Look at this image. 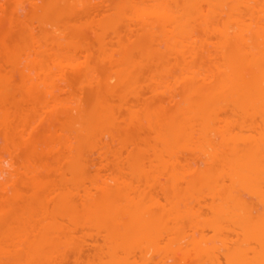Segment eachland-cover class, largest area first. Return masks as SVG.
<instances>
[{"label":"bare ground","instance_id":"1","mask_svg":"<svg viewBox=\"0 0 264 264\" xmlns=\"http://www.w3.org/2000/svg\"><path fill=\"white\" fill-rule=\"evenodd\" d=\"M7 1L8 0H0V44H1L0 45L1 46L0 49H1V51H3L4 54L6 53L7 55L10 52V54L8 55V58H9V62L11 64V70H9V72H6V71H4V70H6L4 64H2V66L0 65V100L7 99L8 92H11V90L14 89V87H16V86L18 87L19 85H20L21 88H19V87L18 88L22 89V91L20 90L22 95H20L19 98H23V99L27 98V100L29 99L30 102H31L30 99L39 98L40 95H38V93L43 91L40 94H43V93H45V94L42 97H40V98H43V97L44 98L43 99L39 98L38 101H37V105H35L36 101L34 100L35 101L34 102L32 100V102H33V103L31 102L32 106L31 105L29 106L30 109H28V111L29 112L33 111L32 113L35 114L34 111H36V108L39 107L40 109L42 108V110H43V108L45 109V110L42 111L45 114H43L42 112H41L42 114H40V113L36 114V116L38 115L37 119L39 120V123L36 126H34V127L31 126L29 128V131H27L28 127L25 126L26 125L25 123L27 122L26 121V117H25V115L21 114V113H25V112H21L22 109H20L18 107H14L13 109L16 108L15 110L7 109V110L3 111L0 114V138L2 140V147H3V151L0 153V264H3V263L6 264L8 261H10L9 259L12 260V259L17 258V257L19 258V256H21L20 252L21 253L23 252V254H24V255L22 254L21 257H25V258L28 257L29 259L31 257H33L32 259H38V260H47V259L52 258L53 257V251H55L56 246L60 242L63 243V244H65V242L67 244H68V242L69 243L71 242L72 237L74 236L72 234V231H73V229H76V225L77 226L80 225V227L93 228V229H95V231L97 230L95 232L94 236H93V233H91V236L93 238H95V239H93L95 243L93 242V240H92V243H93V246L98 241H99L97 243L98 245H99V243H100V245H101V243H102V245L104 244V247H105L104 251H103L102 248L99 249L100 246H99V248H96V249H99L100 251L102 250L101 253H99V254L97 253L96 257H97V259L103 261L104 264H109V263L110 264H123V263H126L127 259L130 261V258L133 257L132 256L133 254H132V252H130L128 250H130L131 249L130 247H133L134 244H135V246H138V244L140 245V243H142V244L145 243L144 245H142L143 248L140 246L143 249V251H144V253H143V251H141L140 252L141 254L139 256V259L142 262H143V260H147L146 261V263H147L148 260L149 261L151 259L153 260L154 257H156V259L159 258V257H157L156 254L161 250V248L158 249L159 245L157 243H158V240L161 242V240L159 238L162 237V232L167 231V229H169V227L171 226L170 229H171V231L173 230V233L169 229L168 230L169 233L167 231L168 235L167 234L165 235L166 232L163 233L165 237H162V239L165 238V242H167L166 243L167 245L170 244L171 242H174L173 240L175 238H173V237H175V234H176L175 232L178 231L177 229L181 226V225H178V223L180 222V219L178 217L183 215V213L187 212L186 209L182 210V211H180L181 209H178L179 206L181 205V204H179V206H178L179 201L180 200L183 201L182 205L186 207L187 204L184 201L187 200V202H188L189 199L191 198L190 196H192L193 193H190V192L191 191L194 192V190H192L193 189L192 187L193 186L195 187V182L198 181L197 183H200L201 182L200 180H202V182H203L204 181L203 179L206 180V178L207 179L209 178V175H210L209 173L207 174L208 177H207V175H205L206 172H204L203 176L199 174V171H198L199 175H195L189 169L185 170V171H187L186 172L187 175H188V173L191 172L194 176L193 175H191V176L189 175V177H187L185 175L187 178L186 177L183 178L184 174H185L184 173L185 171L183 172L184 169L182 167H181V169H180V167H178L179 169L178 168L176 169V161H180L179 160L180 159L179 156L182 155V153L184 151V150L182 151L180 149H186L187 147L192 146L193 143L195 145L196 144L195 141L197 139H199L200 142H202V143H206V144L208 143V145H206V144H203V145H205V146H209L210 145V147H211L212 144L209 143L210 141L206 140L207 137H208L206 133H208L207 131H209V130H204V129H207V128L209 129L210 128L209 121L213 117V112H214L213 104H209V103L210 102L214 103V100L217 99L216 97H218V96H220L218 98H222L224 100V103L227 101L225 104L228 103L227 105H228V109H229L230 113H235V112L242 113V115H243L242 117H245L246 119H248L249 122H248V124H246V128H248V127L249 128L247 130H250V131L252 130L253 131V128L256 129L255 126H253V124L254 125L257 124L255 122L253 123V121H255L256 119H254V117L251 116L253 113L257 114V118L259 116H260L259 118L262 117L260 119V121L263 123L262 127L261 126L258 127L257 126L258 124L256 125V127H258L259 130L258 129L254 130L255 132H257V134H259L258 138L249 139L248 138L249 135H248V136L244 137V139H242L241 143L243 145H244L245 142H248L250 144L249 145L250 149H248L247 146L244 145L245 149H247L245 151V153L248 156L247 155L245 156L246 160H244V161L242 160L241 162L235 163V164H233L234 163L233 162L232 164H230L232 166L229 165L230 166V171H228V174L230 175V173H232V175H233V173H234V175H235L234 171H236L237 175H235V177H234V175L233 176L230 175V177L228 175V177H229L228 179L229 180L231 179L232 181L231 180L230 181L233 184H234L233 180L237 179L235 182H237V183L239 182V184L241 186L245 187L248 191H250L252 189L253 185H254V182L256 183L258 178L259 179L261 178V172L264 170V166H261V164H260V163L264 164V45L260 46V43H256L257 41H256V39H254V37L256 35H259V36L260 35H264V29L262 27H260V26H258L259 28H253L252 25L249 26L250 19L251 20L253 19L254 21H257V18L255 17L256 15H257L258 19L261 17L260 15L264 16V8H263L264 6L260 7V5L257 4L260 0H258V1L252 0L253 2L250 1V0H247L249 3L246 0H239L237 2H236V0L234 1L236 3L235 7H240L241 6L240 8H242V5H243V7H245V8H252V9L255 10V7H256L255 4H257V8L259 6V9H256L255 11H259L260 12L262 10L260 12V14L258 12L257 13L252 12V14H251V12H250L249 14H246V15L244 14V11H242L239 8H237L238 9V14L226 13L227 11H224V10L223 11L225 13L223 11L218 12L216 10H212L211 7L215 4L216 0H211V1H209L210 3H206V4H205L206 1H204V0L203 1L202 0H195V1L194 0H186V2H185V0H181L180 3L178 2L179 5H177L180 8L176 6L178 8V10L180 9V11H178L176 9L177 10V12H176V10H174L175 14H174L173 10H171V9L169 10L166 7V5L163 6L164 3L166 4V2H164V0L161 1L162 4H160L161 7H159V8H158L157 5H155V3H153L154 0H152V3H151V0H150L149 3H148L149 4L148 7H146L148 10H143V9L141 10V5L142 4L141 5L139 4V3H142L141 0H140L139 3H136L134 0H128L129 2L131 1L130 3L127 2V0H122V1L118 0L119 2L117 0H114L116 4L112 3V6L114 7V6L117 5L115 7V9H113L112 6L110 7L111 2H110V5L107 2L109 7L112 8V10L110 9L112 14L110 13L109 17L107 16L106 18H104L105 20L107 19L106 20V24H105V20L103 19V25H101V27L102 26H106V28L107 27L109 28V24H110V26L112 27V33H115L117 35L118 39H119L118 43L121 46L120 47L121 49L118 48L117 51L114 49V51L112 52L111 51L112 47L109 46L110 50H108L109 47L106 46V45H108V43H107V41H104V39H107L108 36H110V35L107 34L108 36H106L105 34H103L104 32L108 33V30H107L108 28L107 29L105 28L104 29L105 31L103 30L102 34H103V36H106L107 38L103 37L104 38L103 39L102 36L99 37V42L102 39L101 40L102 43L100 42L101 43V47H100V43H99V47H100L99 48V52L101 51V53H103V56H102V58L100 57L98 59H100L99 61H101V60L103 61L105 59L104 62L106 61V63H104L102 61L100 63H102L103 65L104 64L105 65L109 64L110 66L109 65L108 66H109L110 69L108 68V66H106L108 70H111L113 68H115V70H116V68H117V71L115 73H110L111 71L110 72L107 71V73H105V74L102 73L100 75L98 70L92 69L94 73L92 72V74L90 75L91 77H88L86 79L88 85L86 83L85 84L87 86H89V88H90L91 85L92 86H96L98 90H100L99 88H101V85L103 84L102 85V89H105L107 94L110 95V94H112L114 92L113 95H111V96H114L115 94L117 95L118 103H116V104L117 105L119 104L118 107H125L126 104L128 103L127 104L128 108L126 106V110L128 109L127 112L124 109V112H126L125 114H127V119H128L127 123H125L124 121L121 122L120 120H118L117 112H115V110H114L115 108L118 109L117 105L111 103L112 105L109 106L107 104V102H110V101L109 100L107 101V99L104 98L105 96L103 97L101 95L102 96L101 97L100 95H97L98 98H95L96 101H97V104L94 101L95 105L93 104L92 107L90 105L88 107L87 106L85 107L82 100L76 99V101H71L70 103H67V102L63 101V99H61V97H63V96L60 97V93H62L63 91L60 92V90L62 89L63 86L61 87V85L58 84V83L62 82V81H59L61 79V76H62L61 73L59 72V70L62 67V65H60V64H63V62L66 61V59L64 58L62 60L63 56L59 55L58 56L60 58V61H59V58L56 57L57 56L56 53H51V52H53V51L50 50L51 48L50 49L46 48V50L50 51V53H49V51H45V47L41 46L42 45L41 43L38 42V44H40V45H38L35 41H34L35 44H33L32 46H29V45L25 44L24 48H22L23 45H20V44L19 45L17 44L16 47L15 46H9L10 44L8 45L7 39L3 35H1L2 34L1 30H3L4 28L7 27V25H6V20H7L6 16L7 15H5V14H7L6 13V9L7 8L5 9V7L7 5ZM40 1H42L40 3V8L41 9H42V7L44 9L45 7L48 6L47 10L44 9L47 12L51 11V13L53 12V14H55V13L58 14V12L59 13L61 12V9H58V7H57V6L60 5V4H58L59 0H52V1H49V2H47V0H40ZM53 1L56 2L55 3V4H57L56 6H54V2ZM146 1H148V0H146ZM183 1L185 2V4H183L184 6L181 7L182 3H184ZM217 1H218L219 4H221V3H225L226 4V5L223 4V6H228L230 4H232V5L235 4V3L232 2L233 0H231L230 4H228V5H227V3H229V0H228V2H224V0H221L222 2H219L220 0H217ZM243 1L245 3H243ZM261 1H263V2H261ZM261 1H260L261 3H264V0H261ZM60 2L68 3L67 0L66 1L65 0H63V1L60 0ZM134 2H135V5L138 4V7H136L134 5ZM240 2H242L243 4L240 3ZM9 3H8V5H9ZM62 3H61V5H62ZM186 3H188V5ZM200 3H203L204 5L203 4L201 5ZM17 4H19V5L16 6V10L18 9V13L17 14L15 13V14L21 16L20 14L22 13V11L20 9H22V3L18 2ZM113 4H115V5H113ZM151 4L152 5L154 4V5L152 6ZM239 4H240V6H239ZM20 5H21V7H20ZM49 5H50V7H49ZM127 5H130V6H127ZM139 5H140V9H139ZM209 5H211V6H209ZM149 6L151 8H149ZM200 6L201 7L204 6V7H202V9H201ZM205 6H207V7H205ZM135 7L138 8V9L134 10ZM185 7H187V9L189 8V10H186ZM233 7H229V9H233ZM161 8H163L162 9V11L164 10L163 12H161ZM50 9H52V10H50ZM126 9H128V12H127ZM16 10H15V12H17ZM54 10H55V12H54ZM113 10H114V13L112 12ZM130 10H134V11L130 12ZM138 10H140L141 12L138 11ZM146 11L149 12V13H147ZM171 11L173 12V14H171L172 13ZM183 11H186V12L184 13ZM189 11H191V12L189 13ZM241 12H242V15H241ZM150 13L151 14L153 13V16ZM253 13H254L255 16H253ZM124 15L125 16L127 15L126 19L124 18L125 17ZM13 16H9V18L10 17L12 18ZM243 16H247L248 19L243 17ZM16 17H18V16H16ZM121 17H122V19L123 18L125 19V23L123 24V26H127L126 27V30H127L126 33H125V28L123 26L121 27V26L118 25L119 21L117 19L122 20V19H120ZM14 18H15V16H14ZM53 19H54V21L50 22L51 25H53L52 23H54V25L57 23V22H55V20L57 21V18L56 19L52 18V20ZM18 20H19L18 18H17V20H15L16 21L15 25H17V26H18V23H17ZM114 20L118 21V22H115ZM136 20H138V21H136ZM169 20L174 23V27H173V29L168 28L167 29L168 31H165V32L161 33L163 35V37L165 36V39L163 38L164 41H163L162 37H160V40H159V35L156 36V34H154V33L158 32V31H156V29H155L156 32L154 31V28H153V30H150L151 31L150 33L148 32L149 29H147V27H148L147 25L152 27L155 22H160L161 21V23L165 26V25H168L166 22L169 21ZM191 21L193 22V24H192ZM137 22H139V23H137ZM194 22H195V25L198 24V26H194V27L191 26V25H194ZM257 22H259V21H257ZM19 23H21V22H19ZM120 23L122 24V22H120ZM132 23H134V24H132ZM19 25H22V23L19 24ZM134 25L136 27H138L139 30L141 29L142 32H143V30L145 31V27H146L147 32L149 34L147 36L151 37V38L150 37L149 38L151 39V41L153 42V46L155 47L154 48L152 46L153 48H151V49L153 51L150 50L148 52L147 60L145 58V61L141 60V57L138 56V55H137V59H136V57H135L136 53L132 52L133 48L135 49V47L139 46L138 43L142 44L141 43V39L143 38V36H142V38L140 39V37L142 35V32L139 31V30H136L135 29L136 27ZM246 25H247V27H245ZM17 26H16V28H17ZM56 26H57V24H56ZM118 26L120 28H123L122 29L123 30L122 33H120L121 30L119 31L120 28ZM128 27L131 29V31H129V32H128V29H129ZM198 28L200 29V31L203 30L202 31L203 33L200 32V34H199ZM134 29H135V33L138 32L137 35L133 31ZM139 32H141V34ZM147 32H146V34H147ZM166 32L168 34H166ZM131 33H133V34L131 35ZM169 33H171L172 35H170ZM205 33H207V35L209 33V35L205 37V35H206ZM122 34H124L126 36V38L122 37L123 36ZM212 34L214 36L216 35V38H215L216 40L213 39L214 37L212 36L213 37L212 40H215L214 42L209 41L210 40L209 36L212 35ZM166 35H168V36H166ZM135 36H136L135 42L138 45L134 44ZM145 36L146 35L144 33V39L148 38V37H145ZM169 37L172 38V41H170L168 43V45L175 44V42H176L177 44H180L182 46L181 49H178L179 53L175 52V50H174V55L176 53L177 56L175 55V57H174L171 54V56H172L174 61L172 60V58L169 59L170 58L169 57L170 53H173L172 49H166L168 51H166V50L164 51V50H162L160 48V46L162 47L163 45H167V43H165V41H167V39L171 40V38H169ZM122 38L124 39L123 40L124 42L125 41L127 42L126 39H128L130 41L132 40L133 42L131 41L132 43L129 46L128 44H130V43L126 44V43L122 42L121 41ZM131 38H133V39H131ZM174 38H176V39H174ZM201 38H202V41H201ZM197 39H198V42H197ZM153 40H156L157 42L153 41ZM199 41H201L202 43L199 42ZM203 41L205 43L207 42L206 46H205V43ZM247 41H249V42H247ZM142 42H143V40H142ZM158 42H160V44H158ZM208 42L210 44H212V43L214 44L215 43L214 46L212 44L211 48H213V49H210L209 47L207 48ZM161 43H164V44L162 45ZM157 45L158 46L160 45L159 48H160L161 51L158 50L159 48L156 47ZM240 45H242L243 47L241 46L242 47L241 48ZM244 45L247 46L248 48L245 47ZM25 46H27V47H25ZM133 46H135V47H133ZM17 47H20L21 49L17 48ZM30 47H32V48H30ZM41 47H42V50L41 49L40 50H41L42 53L38 50ZM29 48L31 49V52H29L30 51ZM130 48H132V49H130ZM199 48H200L201 51L199 50ZM10 49H13L14 52L11 51ZM23 49L26 50L25 54L23 52ZM106 49L108 50L109 53H107ZM202 49H203V51H202ZM207 49H208V51L206 52V56H208V59H207V57L205 58V54H204ZM17 50L19 51L18 53H17ZM156 50H157V52H156ZM210 50H214V51H216V53L212 52V51L209 52ZM36 51H37V53H35ZM43 51H45V52H43ZM118 51H120V52L118 53ZM244 51L245 52L247 51V52L244 53ZM21 52H23V53H21ZM86 52L89 53V50L86 49ZM150 52H153V54L150 53ZM31 53H33V55ZM113 53H115V54L113 55ZM117 53H118V56L115 57V55H117ZM149 53L152 54V55H149ZM164 53L168 54V55L166 56V55H164ZM35 54H37L36 55L37 57L34 56ZM49 54H51V55L54 54L55 55V56H52V57H55L54 58L55 61L53 60V58L51 56L50 57H46V56H49ZM157 54H159V56H157ZM162 54L166 58V60L162 56ZM24 55H26V56H24ZM30 55H31V57H30ZM154 55L156 57V60L160 61V62L158 61V65L160 64V66H159V74H160V72L163 73V71L165 70V66L166 67L168 65L171 66L172 64H173L172 66H174V67L175 66H177V67L178 66H182L183 68L188 70L187 71V70L184 69L185 70V74L187 73L189 76H187V74L185 75L184 72L181 71V70H183V68L181 69V67H178V68L181 69L180 70L177 67L176 68L173 67L175 69L174 70L175 71L174 74L176 75V78H178L177 76L179 75V79H182L180 77V74H181L180 72H182L184 74V76L187 78L186 79L183 76V74H181V76H183V80L181 82L185 83L183 86L180 85V84H183V83L177 84V85L181 86V89H180V86L178 88V86L176 85L177 82L175 84H173V82L171 81L172 83L170 82V83H167V84L164 85V84L161 83L162 82L161 80L159 82L157 78L156 79L154 78V80H157L156 82L154 81L156 84L157 83H161V84L155 85L157 87H160V85H161V87L159 89H161L163 86L166 88L168 86V84H171V86H172V84L175 85L173 87L169 86L170 88H174L175 91H176V88L180 89V90L177 89L178 92L183 89V93H182V91L180 92L183 97L180 95V93L177 94L173 90V91H169V93L171 95H173V97L170 95V97H172V98L168 97V98H170V100L167 99V97H166L165 101L162 100L163 102H160L161 100H158L157 101L158 103H157L155 101L156 100L155 97H154V99H150L148 97L146 99V97L144 96L145 93H144V95H142V92H144V90H143L144 88H142L140 90L142 92L137 91V89H138L137 87L140 86V85H138L139 84L138 72H134L131 75V71L136 69V68H138V67H140V66H142V65H148L149 61L152 60V57ZM211 55H213V56L211 57ZM216 55L218 57L215 58ZM32 56H34V57H32ZM40 56L41 57L43 56V58H41ZM160 56H161V58H160ZM45 57H46V59H45ZM209 57H211L212 59L211 58L209 59ZM5 58L6 57H4V59ZM48 58H49V60H48ZM56 58H57V61H56ZM203 58L206 59L207 61L204 60ZM43 59L45 61H43ZM50 59H52V60H50ZM167 59L169 60V62H168ZM61 60L63 61L62 63H61ZM67 60H68V62L66 61L67 64L72 67V68L70 67L71 70L74 69L76 71V70H80V69H82L84 67L85 68L89 67L88 66L89 62H90L89 59L83 60V62H84L83 63V62H80V60L75 55L72 59H67ZM170 60H172V64L170 63ZM3 61H5L4 63L7 64L6 60H3ZM46 61H48V62H46ZM147 61H148V63H146ZM161 61L162 62L165 61L164 64L167 63V65L164 66V64ZM43 62H44V65H45V62L49 65V66L46 65L48 68L46 67V69H45V66L43 67ZM143 62H144V64H143ZM50 64H52V65L50 66ZM56 64H57V66L59 68V69L57 68L59 75L57 74V71H56V73H54L55 72L54 70H56V69H54L55 67L53 68V66H56ZM64 64H66V63H64ZM83 65H85V66L83 67ZM172 66L170 68H172ZM204 66H207V67H204ZM160 67L164 68L163 71H160L161 70ZM200 67L201 68L203 67L202 68L203 70ZM41 68H43V69H41ZM208 68H212V70L215 72L214 73V72L211 71L212 75L215 74L214 78L212 76L211 77L209 76L211 72H208V73L206 72V69H208ZM51 69H54V70L51 72ZM157 70H158V68H157ZM191 70H193L194 73H196L194 71V70H196L198 74H192L193 72H190ZM201 70L203 71V74H202ZM209 70H211V69H209ZM199 71H201V73ZM217 71H218V73H216ZM165 72H167V71L165 70ZM108 73H109V75L107 76ZM51 74L54 77L58 76L57 78L55 77V79H56V83L59 81L57 84L60 87H57V85H55L54 78H53L54 81H52ZM159 74H157L158 76H156V74H155V77H158L159 79L160 78L162 79V76L160 77ZM167 74L165 75V77L168 79V77H169L168 75L169 74L168 75ZM199 74H201L200 75L201 77L200 76L199 77L196 76V75H199ZM216 74L218 76H216ZM104 75H105V77H103ZM195 77H197L198 79H202V82L209 83V85H207L208 88H204L206 85L204 86L201 83L198 84V81H197L198 79H196ZM17 78H18V80H17ZM133 78H135V79H133ZM184 79H185V82H184ZM111 80H113V82H111ZM150 80L151 79L149 78V81ZM168 80L170 81V78ZM17 81H18L19 84L18 83L16 84ZM105 81H106V83H105ZM110 82H111V84H110ZM133 82L134 83L136 82L135 85L132 84ZM178 82H180V81L178 80ZM64 83L65 82H63L62 84L65 85ZM210 83H211V85L212 84H214V85H212V87H211ZM67 85H69V83ZM41 86L44 89V90L41 89L42 91L40 90ZM116 86L119 87L120 89L117 88ZM124 86L125 87H130L131 86V92H129L128 90H125L126 88ZM17 87H16V90H17ZM164 87L162 89H164ZM222 87H223V89H222ZM59 88H60V90H59ZM168 88H166L165 90L167 91ZM218 88H220V89H218ZM19 89H18V91H19ZM114 89L117 90V91H115ZM224 89L227 90V93L222 94L223 95L222 96L221 93L223 92ZM89 90H91V89H89ZM147 90H148V87L145 90L146 94L149 92L150 89L148 90V92H147ZM165 90H164V92H166ZM216 90H218V91H216ZM244 90H245L246 93L244 92ZM37 91H38V93H36ZM125 91H126V93H125ZM134 91H135V93H134ZM159 91H163V90H159ZM167 92L164 93V94H167ZM121 93H123V94H121ZM169 93H168V96H169ZM210 93H211V95H210ZM234 93H235V95H234ZM244 93H245V95H244ZM63 94H64V92H63ZM126 94L127 95H131L132 94L131 96H134V97L133 98L131 96H129V97L132 98L134 101L132 99H127L126 96H125ZM135 94H136V96H135ZM139 94L142 96L143 99L140 98L141 96ZM232 94H233V96H232ZM9 95H11V94H9ZM152 96H153V94H152ZM174 96L175 97L178 96V98L176 97L177 98L176 99ZM227 96H228L229 99L227 98ZM237 96H240V97L242 96V97H241V99H239L240 97H237ZM135 97H137V98L135 99ZM149 97H151V96H149ZM163 98H165V97H163ZM194 98L197 99V100H195ZM208 98H210V99H208ZM225 98H226V100H225ZM236 98L238 100H236ZM140 99H141V101H139ZM149 99H150V101H149ZM207 99L209 100V102H208ZM120 100H123V101H120ZM126 100L127 101L132 100V101L127 102ZM136 100H138L137 101L138 103L140 102L139 106H138V103L136 102ZM146 100H147L148 103L146 102ZM152 100H154V102L156 104ZM167 100H169L170 103H169V101L166 103ZM180 100H182V101H180ZM230 100H231V102H230ZM239 100H241L243 102H240ZM245 100H246V102H244ZM151 101H152V104L148 105L149 102L151 103ZM237 101H238L240 106L238 105V103H236ZM248 101H250V102H248ZM119 102L120 103L122 102V103L120 104ZM38 103H39V105H38ZM153 103L155 104V106H158V104H159L160 107L159 106L158 107L162 108V109H157V107H155L153 105ZM161 103H163V104L166 103V105L169 103L170 106L168 105L167 109H166V106L162 105ZM171 103L173 104V106L171 105ZM131 104H132V106L135 104L137 106V108L139 107V109L133 110V107L131 106ZM246 104L247 105L250 104V106H247ZM33 105L38 106V107L35 108V106H33ZM115 105H116V107H115ZM129 105H130V107H129ZM244 105H246V106H244ZM253 106H255V107H253ZM247 107L248 108L252 107V108H249V111H248ZM17 108L20 109V111ZM32 108H33V110H32ZM129 108H131V109H129ZM22 111H24V110H22ZM39 112H40V110H39ZM73 112H74V114H72ZM258 114H259V116H258ZM208 115H210V116H208ZM40 116H42V117L40 118ZM61 116H63V118ZM229 116H231V114ZM246 116L247 117L251 116L252 118H247ZM60 117H61V119H60ZM215 117H216V114L214 115V118ZM37 119H36V121H38ZM208 119H209V121H208ZM56 120L58 122L60 121L61 123L60 122L57 123ZM62 120H63V122H62ZM134 120H138V121L142 120V121L148 122V124L146 125L145 128H147V127L151 128V129H149V131H152L155 134L157 132V137L159 138V140H160L162 145H159L158 144L159 141L156 140V139H154L157 142L156 144H154L155 142H153V144L152 143L150 144L149 141H148V143H149L148 144L147 143V139L140 137L139 134L137 136L138 138L136 139L135 138L136 133L133 132V131L140 130L141 129L140 127H142V125L141 124L136 125L137 122L133 123ZM54 121H56V122H54ZM123 122L125 123V125L127 124L126 126H128V127L124 126ZM256 122H258V119H257ZM73 123H75V125L78 124V126L79 125H81V126L80 127L75 126ZM121 123L123 124L124 127L121 126ZM196 123H198V124H196ZM57 124H59V125H57ZM60 124L61 125L63 124V125L61 126ZM134 124H135V127H134ZM129 125H131L133 127V128L130 127L133 131L131 129H129V131H128ZM153 125L156 126V128ZM195 125L199 126V137L197 139H196V135H195ZM57 126H59L61 128H59ZM70 126H72V127L74 126V127L72 128ZM250 126H252V127H250ZM24 127H26L27 129L24 128ZM152 127L155 128V129H152ZM54 128L55 129L58 128V129L55 131ZM51 129H53L54 131L51 130ZM59 129H61L60 130L61 132L58 133ZM142 129H143V127H142ZM130 130H131V133L133 132L132 133V134H134L133 136L131 135ZM210 130L212 131L213 128H211ZM126 132H128V135H127ZM120 133H122V134H120ZM202 133H203V135H202ZM85 134L89 135V139H88V137L85 138V136H86ZM155 134H154L153 138H155ZM204 134H206V136H207L205 141H209V142H205L204 141V138H205ZM97 135L99 137H97ZM100 135L103 136V137L101 138ZM121 136H122V138H121ZM82 137H84L85 139L82 138ZM96 137H97V139H96ZM105 137H108L110 140L111 139L115 140V141H113V142H115L114 143L115 147H113L114 151H112V152H114L113 156L118 161V164L122 163L121 166L125 165L126 167H128V166H130L132 164L133 165L135 164V165H137V167L142 169V168L146 167V165H144L145 162L141 163V161H142V159L144 160L146 157H149V155H147V154L150 153L151 154L150 158H146V160L149 161V159H150V161L148 163V167L150 168V170H153V171H150L149 175L148 174L145 175V173L142 174V175L141 174L137 175L136 170H134L132 172L129 170L125 174L128 179L125 176L124 177H121L120 175L116 176L117 173L112 172L113 171L112 168L108 169L109 171H107L106 167L108 166V164H107L108 162L103 160V159L100 160V161H103L104 163L100 162L99 159L102 158L101 156H100L99 159L96 158L97 157L98 148L100 150H102V151L99 150V152H101L102 154H105V152L107 151L105 146L109 145L110 142L106 143L104 140H101V139H104ZM116 137L119 139L120 143L123 146H124L123 143L124 142L126 143V141H127L126 145H128V143L130 142L131 146L129 145V148L133 147L132 149H130V151H126L127 153L125 152V148L127 149L128 146L127 147L124 146L125 148L122 149L126 153L125 160H124V156H122L124 161L120 160L121 159L120 156L122 154V151L120 150L121 151V154H120V152L116 148V146H117L116 144L119 143V141L117 142L118 139H116ZM123 137L126 138V139H124L122 141L121 139H123ZM56 139H57V141H56ZM138 139H139L140 142L142 141L140 143V145L142 143L144 144V142H145V144L144 145L142 144L140 146L139 142L134 141V140H138ZM131 141H132V143H131ZM179 141H180V143H179ZM232 141L235 142V140H232ZM136 142L138 143V144H136L137 147L135 146ZM173 142L175 144H172ZM178 143H179V145H177ZM190 143L192 145H190ZM252 143H253V145H252ZM49 144H51L52 146H53V144H57V145L56 146L54 145L55 146V148H54L51 145L49 146ZM80 144L87 145V146L83 150L80 147ZM92 144L96 145L98 148L96 149V147H94V145H92ZM147 144H148V146H147ZM157 144H158V146H157ZM90 145H92L93 148ZM122 145H119V146H121V148H122L123 147ZM256 145L260 146V152H259L260 155H259L258 160H257L254 152H252ZM142 146H145V147L142 148ZM146 146H147V148H146ZM161 146H163V148ZM177 146H179V147H177ZM193 146H192V148H195V146L194 147ZM261 146L263 148H261ZM50 147H51V149H50ZM61 147L64 150H66V151L69 150L68 151L69 153L65 152ZM103 147H105L104 148L105 150H103ZM151 147H152V149L155 148L154 149L155 152L153 150H151ZM172 147H174V148L172 149ZM203 147L201 146L200 149H202ZM47 148H49V149H47ZM145 148H146L145 151H148V152H145V151H143V152H145L146 154L142 152V150L145 149ZM198 148H199V146H198ZM198 148L196 150H199ZM87 149L89 150L90 154L83 156V154L85 153V151ZM94 149L96 150V154H95V150ZM50 150L51 151H55V153H57L59 155V156H56V155L55 156L58 158L57 160L60 161L62 166H66V165H64L66 163L67 164L66 168L67 169L69 168L70 170H72L69 173H64V171L68 172L69 170L63 169L62 167H60L61 166V164H60V166L58 168L60 169L61 173L63 171L62 174L60 173L63 176L59 175V177H61L63 180H61L59 177L58 178L61 181L59 179L58 180L56 179V180H57L58 183H59V181H60V183H63L64 186L62 184H61L62 185L61 186L60 183L57 184L56 180H54L55 182L53 181L54 185L52 184L53 182L51 183V181L50 182L48 181L49 183H51L53 185L52 187L54 189L50 185H48V182L46 180H44V181L41 180L43 175H44L43 178L46 177V174H44V172H42V171H45L47 173L48 170H51V168H53V167H51L52 165L49 166L47 163H45L46 159H48V157H46V156H48V154H50V152H51ZM71 150H73V152ZM91 150H93V151H91ZM140 150L142 152L141 156H143V154H144L143 157L140 156V153H141ZM46 151L47 152L50 151V152L47 154ZM61 151L62 152L64 151L65 153L62 154ZM75 151L76 152L79 151V153L78 152L76 153ZM103 151H105V152H103ZM165 151L168 154L171 155L170 156L171 159L169 158V160H168L167 159L168 157H165V155L168 156L165 153ZM193 151H194V149H193ZM70 152L73 153V154H70ZM91 152L92 153L94 152L93 153V154H95L94 158H93V156H92L93 154H91ZM178 152H179L180 155L178 154ZM206 152L207 151L204 150V154ZM66 153L69 156L65 155V160H63L64 159L63 156ZM131 153H133V154H131ZM162 153L163 154L165 153V155H163ZM175 153H176V156L179 155L176 158H175V155H174ZM23 154H25V155L23 156ZM98 154L100 155V153H98ZM136 154H138V155H136ZM183 154H184L183 156H185V152ZM209 154H211L210 157L212 158V159L210 158V162L213 161V158H215V156L216 157L218 156L217 154L215 155V152L213 154H212V152H208V155ZM61 155H63V156H61ZM75 155H76V157H74ZM42 156L44 158L45 157L46 158L44 159ZM72 156H73V158H72ZM85 156H87V157H85ZM129 156H131V157L129 158ZM188 156L189 155H186V157H188ZM24 157H26V158H24ZM59 157H60V160H59ZM88 157H89V159H88ZM253 157H255V158H253ZM189 158H190V156H189ZM21 159H24L26 161V163L28 162L30 164L27 165V166H26V164L25 165L24 164L21 165ZM34 159H36V160H34ZM38 159H39L40 162L38 161ZM41 159H42V161H41ZM94 159H97L96 161L98 162V164L100 163V166L102 165L101 163H103V165L105 164L104 166L102 165L101 168H103V169L105 168L108 173L105 172V171L103 173L102 172L103 169H101L99 167V168H97L98 171H96L93 175H92V173L90 175V173H89L91 171L90 167L92 166L91 164L94 163V161H95ZM115 159L112 160V163L116 162ZM126 159H128L129 161L126 162ZM136 159H137V161H136ZM156 159H158V160H156ZM132 160H134V162H131ZM151 160H152V162H154V161L155 162L152 163ZM88 161H89L90 165L89 164L87 165ZM91 161H92V163H90ZM159 161L162 164H160ZM170 161L173 164L169 163ZM128 162H131V163L129 164ZM138 162H140L141 165ZM166 162L169 164V166H168V164H166ZM202 162L205 163V159ZM208 162L209 161H206V163L209 166L210 162L209 163ZM180 164L181 163H179V165ZM94 165H95V163L93 164L92 167H94ZM142 165L144 167H142ZM87 166L89 167V169L86 168ZM205 166H206V164H205ZM47 167H48V169H46ZM159 167H162V168L159 169ZM163 167H165V168L163 169ZM209 167L211 168V165ZM238 167H240L242 169H240V168L238 169ZM39 168L41 169L40 172L38 171ZM42 168H44L45 170H42ZM58 168L56 170H58ZM139 168H136V169L138 170ZM196 168H198L200 170V168L198 166ZM86 169L88 170L87 172H88V175H89L90 178L85 173ZM99 169H101L100 172H99ZM174 169H176V170H174ZM158 170H160V171H158ZM164 170H165V173L167 172V174H171L172 173L170 175V177H166V176L162 177L161 174H163ZM173 170H174V173L172 172ZM177 170H179V173L182 170L180 174L182 175V178H183L182 180H184L183 182L186 183V186L184 185L186 189L188 188L187 184H188L189 187H190V185L191 186L193 185L191 188H188L189 191L187 190L186 194L183 193L185 191L176 190L178 187H176L177 184L175 183V181H177L179 179L178 176L180 175ZM188 170H189V172H188ZM212 170L215 171L214 169H212ZM240 171L241 172L243 171V172L241 173ZM97 172H99V173L102 172V173L98 175ZM41 173H43V175ZM48 173H49V171H48ZM173 174H177V175L179 174V175L174 177ZM215 174H216L215 172L214 173L212 172V176H215ZM81 176H83L82 177L83 180H86L88 178L87 182H89V186H90V187L87 186L90 191H86V194H83V195L80 194L79 192L81 190V193H82V188H87V187L85 185V182L81 181L82 180ZM138 177L141 178V179H138ZM143 177L146 179V181L149 180L147 182H150V178H153V181H156L154 179H158L157 177H162L163 179L162 178L161 179L163 181L167 180V178H169L168 179L169 181L171 180L170 182L174 181V182L171 183V184H173V186L171 188V192H169V190L167 192H165V191L163 192L164 195H166V196L168 195V198L166 196L165 197H166V201H167V199L169 201V202L167 201L168 202L167 204L169 205L170 208L166 207V205H164L163 203L157 201V199H155V197L153 195L152 196L154 198L152 196H150L149 194L148 195L147 194H143L144 192H146V190L144 188H142L141 186H139L140 188H136L137 187L135 185L136 183L132 184L134 180H138L139 181L138 183H140L141 180H143L142 179ZM147 177H149V178L147 179ZM154 177H156V178H154ZM123 178H125L124 179V180H126L125 182H127V180H128L129 184H127V186H126V183L124 182ZM171 178H173L175 180H173ZM70 179H72L73 182ZM90 179L92 181L93 180L94 181L91 182ZM193 179H194V181L196 179V181L193 182ZM238 179L240 181H238ZM241 179H243V180H241ZM76 180H78V181H76ZM168 180H167V182H168ZM180 180H179V182L178 181L177 182L180 183ZM247 180H249V182ZM45 181H46V183H44ZM81 182H83V183H81ZM143 182H145V181L143 180ZM157 182L159 183V181H157ZM191 183H193V184H191ZM68 184L69 185L71 184V186H69ZM73 184H74V186H73ZM140 184H142V183H140ZM145 184H146V182H145ZM160 184H161V182H160ZM23 185L25 186L24 188L22 187ZM59 185H60V187H59ZM48 186H49V188H47ZM79 187H80V189H79ZM169 187H171V186H169ZM185 188L183 187V189H185ZM72 189H73V191H72ZM91 189H92V191H91ZM134 189H136V190H134ZM141 189L143 190V193L142 194H138L140 191H142ZM49 190H51V191H49ZM128 190L131 193H129ZM231 190L232 189H229L227 191H222V194L219 195V196L222 195V197H224V198L219 197L220 200H221V203L222 204L225 203V207L221 206L223 209H221V207L218 209L219 213L220 214H223V213L225 214V212L226 213H227V211L231 212V210H232V213H233L234 210L233 209L228 210L229 208H226V204H229V203L230 204H235V206H233V208H237V211H234L237 214H235V213H233V214L237 215L238 218L240 217L239 218V222L241 220L242 228L245 231V234H248V236H252L253 240L255 242L257 240L256 244H258L257 245L258 248L256 247L255 248L256 250L255 249L253 250V253H252L253 256L251 255L250 257L245 255L244 254L245 252H242L241 249L238 250L237 248H235V250H237V251L233 250V251H231V252H229L227 254V256H226V258L228 259L227 264H231V263H233V264H240V263L241 264H249V263L250 264H258V263L259 264H264V219L263 220H256V221L253 220L252 221V219L247 216V213L245 214L244 213L245 211L240 209V206H241L240 205V198L237 197L234 194V192H232L233 190L232 191ZM179 192H181V193H179ZM74 193L76 194V198L72 197V196H75ZM77 193H79V197H78ZM134 193H135V195H134ZM177 193H178V195H177ZM52 194H53V196H52ZM128 194H130L131 196L128 195ZM174 194H176L177 198H176V196ZM187 194H188V196H187ZM231 194H232V196H231ZM143 195H145V196H143ZM185 195L187 197H189V198L187 199L185 197ZM234 195H235V197H233ZM169 196H170V198H169ZM78 198H79V200H78ZM85 198H86V200H85ZM172 198H173L174 201L172 200ZM228 198L229 199L233 198L232 202ZM235 198H237V199H235ZM73 199H75L77 202L73 201ZM81 199H83V200L81 201ZM145 200L146 201L148 200L147 201L148 203ZM234 200H236V201L234 202ZM150 201H152V202H150ZM226 201H229V202H226ZM49 203L57 205L55 207H54V205H52L51 208H54V210H58V212L62 213V215L66 219L69 218V220H66V221L67 222H71L72 221L74 223V226H71L69 228L68 225H64L65 226L64 227L63 224H65V223H62L61 221H58V220H56V221H58L60 223L57 224L56 222H54L56 225L53 223V221H50V223H49L48 222L49 219H48L47 216L48 215H52L51 216V220H53L52 218H53V215H54L53 214L54 211H53V213L51 211L53 209L49 210V211H51V213L47 214L48 213L47 211H48V209H50L49 207L51 206V204H49ZM76 203H78L77 205H80L79 203H81V204L85 203V204H84L83 207H79V206L75 207ZM46 204H48V205H46ZM73 204H75V206ZM171 205H173V206H171ZM80 206H82V205H80ZM146 206L148 208H150V209H148ZM153 206L156 207V209H157V210L155 209L156 211L152 210L155 213H152V211H151V207H152V209H154ZM158 206H159V209H158ZM73 207H75V208H73ZM59 208H60V210H59ZM76 208H79L80 212L77 211L78 209H76ZM224 208H226V209H224ZM238 209H240V210H238ZM176 210H177V212H176ZM220 210H221V212H220ZM81 211H82V213H81ZM171 211H173V213ZM238 211H242V214L244 213L245 219H244V217H243V219L246 221L245 223L242 222L243 220H242L241 217L243 215L241 214V212L239 213ZM147 212H148V214H147ZM157 212H159V213H157ZM160 212L161 213L163 212L162 215H161ZM164 213H166V214H164ZM176 213H177V216H176ZM179 213H182V214L179 215ZM44 214H45V216H44ZM67 214H69V216ZM157 214H159V219H158V215ZM173 214L175 215V217H174ZM62 215L60 217H62ZM153 215H154V217H157V218H154ZM167 215H168V217H170V216L172 217V219H171V217L169 219H171V223L173 224V226L175 224V227H173L172 224H170V226H167L170 223V222H168L170 220L168 219ZM175 218H176V222L179 219L178 223H176V222L173 223L175 221ZM61 219H63V218H61ZM160 219H161V222H160ZM165 220H167V221L164 223ZM62 221H65V220H62ZM61 223H62V225H60ZM73 223H71V224H73ZM152 223H154V224H152ZM166 223H168V224H166ZM247 223H249V224H247ZM67 224H69V223H67ZM71 224H69V226ZM164 224H166V226L168 228L166 226H164ZM177 225H178V228H177ZM54 226H56V228ZM248 226H249V228H248ZM57 227H58V229H57ZM60 228H61V230H60ZM71 228H73V229H71ZM165 228H167V229H165ZM174 228H175V230H174ZM50 230H51V232H50ZM59 230L62 231L63 234ZM77 230H80V229L78 228ZM81 230H82V228H81ZM75 232H78V231H75ZM52 233L54 234L53 236H52ZM64 233H66L67 235L66 234L64 235ZM73 233H74V231H73ZM171 234H173V235H171ZM157 235H158V237H157ZM88 236H90V235L88 234ZM101 236H102V238H101ZM96 237H99V239L96 238ZM254 237H256V238H254ZM129 238H130V240H129ZM60 239L61 240L63 239V240L60 241ZM100 239H101V241H100ZM142 240H143V242H142ZM121 241H123V242H121ZM138 241H140V242H138ZM153 241L156 242V243H153ZM146 242H147V244H146ZM130 243H131V245H130ZM121 244H122V246H119ZM155 244H157V245L155 246ZM128 245H129V247H128ZM120 247H122L121 248L122 250L120 249ZM149 247H150V249H152L153 247L154 248L152 250L147 249ZM43 249H45V251ZM142 249H140V250H142ZM154 249L158 250V252L155 250V253H154V251H153ZM168 249H170V248H168ZM168 249H166L167 252H168ZM119 250L121 251V254H120ZM164 250H165V248H164ZM166 250L164 251L165 252V254H164L165 256L161 255L162 254L161 252L158 253V255L163 256V259H164V261L160 260V262L158 261V263L165 264V263H163V262H166L165 258H168V259L171 258V260L173 258L174 259L178 258V259H175V261H177V260L179 261L180 260V262L178 263V261L177 262L174 261L175 263L173 262V264H181V260L184 259L182 261H185V257L188 256L187 254L182 253L181 251H179V249H175L174 252L176 254L174 252H172V255H174L172 257V255H169V254L166 255ZM106 251H107V253H105ZM117 251L119 252V254H118ZM147 252H150V253L153 252L152 254L154 256L152 254H150V253H149V255L147 254L148 255L147 256L146 255ZM169 252H170V250H169ZM179 252H181L180 253L181 256H180ZM230 253H232V254H230ZM175 255H176V257H175ZM189 255H190L189 258L191 257V259H193V257L197 256L196 254H195L196 256L195 255L191 256V254H189ZM79 257H81V256H77L78 259H80ZM134 257H138V256H134ZM62 258H64V257H62ZM254 258H256V260ZM160 259H162V257H160ZM251 260H253V261H251ZM229 261H230V263H229ZM236 262H238V263H236ZM156 264H157V262H156ZM166 264H168V263L166 262Z\"/></svg>","mask_w":264,"mask_h":264},{"label":"rangeland","instance_id":"2","mask_svg":"<svg viewBox=\"0 0 264 264\" xmlns=\"http://www.w3.org/2000/svg\"><path fill=\"white\" fill-rule=\"evenodd\" d=\"M9 1V0H8ZM7 1V5H8V3H9V5L7 6L6 5V7H5V9H6V13L7 14H5V15H7L6 17H7V20H6V25H7V27L6 28H4L3 30H1V35H3L6 39H7V42H8V45L9 46H15L16 47V45L18 44H20V45H23V47L22 48H24V45L26 44V45H29V46H32L33 44H35L34 43V41L38 44V42L39 43H41L42 45L41 46H44L45 47V51H49V50H46V48H48V49H50L51 51H53V52H51V53H56V57L57 58H59L58 56L59 55H61V56H63V58H62V60L65 58L66 59V61L68 62V60L67 59H72L75 55L77 56V58L80 60V62H83V60H87V59H89V67H84L85 65H83V67L84 68H82V69H80V70H71V66H69L68 64H67V62L66 61H62L61 60V63L63 62V64L64 63H66V64H60V65H62V67H61V69L59 70V72L61 73V79L59 80V81H62L61 83H58L59 85H61V87H62V89L60 90V88H59V90H60V92H64V94H63V92L62 93H60V97L61 96H63V97H61V99H63V101H65V102H67V103H70L71 101H76V99H78V100H82L83 101V103H84V106L86 107H88L89 105L92 107L93 106V104L95 105V103L97 104V101H96V99L95 98H98L97 97V95H102L105 99H107V101L109 100L110 102H107V104L109 105V106H111L112 104H116V103H118V97H117V95L115 94L114 96H111V95H113V93L112 94H107V92L105 91V89H102V85H101V88H99L100 90H98L97 89V87L96 86H90V88H89V86H87L88 85V83H87V78L88 77H91L90 75L92 74V72H93V70L92 69H96V70H98L99 71V74L101 75L102 73L103 74H105V73H107V71H111L110 73H115L116 71H117V68H116V70H115V68H113V69H111V70H108L107 69V67L106 66H108V65H103L102 63H100L101 61H99L100 59H98V58H102V56H103V53H101V51L99 52V48L101 47V40H100V42H99V37H101L102 36V38L104 37H106V36H108V35H110V36H108V38L107 39H104V41H107V43H108V45H106V46H111L112 48H111V51L113 52L114 51V49L117 51V49L118 48H120L121 46L119 45V43H118V41H119V39H118V37H117V35L115 34V33H112V27L110 26V24H109V28L107 29L106 28V26H102L101 27V25H103V19L104 18H106L107 16L109 17V14L111 13V10H112V8H110L111 6H112V3H115V1L114 0H67V2L68 3H65V2H60V0H59V2H58V4H60L59 6H57L58 7V9H61V12L59 13L58 12V14L57 13H55V14H53V12L51 13V11L50 12H47V11H45V10H47L48 9V6L47 7H45L44 9H43V7H42V9L40 8V3L42 2V1H40V0H10L9 2ZM49 1H52V0H47V2H49ZM63 1V0H62ZM66 1V0H65ZM118 1V0H117ZM122 1V0H121ZM120 1V2H121ZM136 3H139L140 2V0H134ZM149 1L150 0H148V1H146V0H141V2L142 3H139L140 5H141V10L143 9V10H148L146 7H148V3H149ZM161 1L162 0H154L153 1V3H155V5H157L158 6V8L159 7H161L160 6V4H162L161 3ZM177 1V2H176ZM180 1L181 0H164V2H166V4L164 3L163 4V6H165L166 5V7L170 10H173V12H174V14H175V11L174 10H178V8L177 7H179V6H177V5H179L178 4V2L180 3ZM195 1V0H194ZM203 1V0H202ZM204 1H206L205 2V4L206 3H210L209 1H211V0H204ZM230 1L231 0H229V3H227V5L228 4H230ZM235 0H233L232 2L233 3H235L234 2ZM237 1H239V0H236V2ZM247 1V0H246ZM250 1H252V0H250ZM256 1H258V0H256ZM255 1V2H256ZM261 1V0H260ZM258 2L257 4H259L260 5V7L261 6H264V3H261V2H263V1H261V2ZM18 2H20V3H22V9H20L21 11H22V13L20 14L21 16H19V15H16L17 13H18V9L16 10V6L17 5H19V4H17ZM54 2V1H53ZM109 3V5H110V2H111V5H110V7H109V5H108V3ZM119 2V1H118ZM125 2V1H124ZM123 2V3H124ZM127 2H129L128 0H127ZM131 2V1H130ZM129 2V3H130ZM135 2H134V5H135ZM184 2V1H183ZM185 2H186V0H185ZM185 2L184 3H182V6L181 7H183L184 5L183 4H185ZM189 2V1H188ZM199 2V1H198ZM219 2H222L221 0L219 1ZM224 2H228V0H224ZM248 2V1H247ZM253 2V1H252ZM251 2V3H252ZM56 2H54V6H56L57 4H55ZM61 3H62V5H61ZM146 3V4H145ZM151 3H152V0H151ZM197 3V2H196ZM204 3V2H203ZM203 3H200L201 5L203 4ZM217 3V4H216ZM240 3H242V2H240ZM243 3H245L244 1H243ZM242 3V4H243ZM249 3V2H248ZM116 4V3H115ZM115 4H113V5H115ZM118 4V3H117ZM187 5H188V3H186ZM199 4V5H200ZM223 4H225V3H221V4H219L218 3V1L216 0V2H215V4L211 7L212 8V10H216V11H218V12H221V11H227L226 13H233V14H238V9L237 8H239V9H241L242 11H244V14L246 15V14H249L250 12H251V14H252V12H254V13H259L260 14V12L262 11H255L256 9H259V6H258V8H257V4H255L256 5V7H255V10L254 9H252V8H245V7H243V5H242V8H240L241 6H240V4H239V6L240 7H235L236 6V3L234 4V5H232V4H230V5H228V6H223ZM133 5V4H132ZM140 5H139V9H140ZM147 5V6H146ZM152 5V4H151ZM154 5V4H153ZM152 5V6H153ZM204 5V4H203ZM226 5V4H225ZM245 5V4H244ZM247 5V4H246ZM254 5V4H253ZM24 6V7H23ZM92 6V7H91ZM117 6V5H116ZM116 6H112L113 7V9H115V7ZM123 6V5H122ZM121 6V7H122ZM127 6H130V5H127ZM136 7H138V4L137 5H135ZM162 6V7H163ZM177 6V7H176ZM209 6H211V5H209ZM234 6V7H233ZM249 6V5H248ZM247 6V7H248ZM19 7V6H18ZM17 7V8H18ZM20 7H21V5H20ZM49 7H50V5H49ZM132 7V6H131ZM130 7V8H131ZM135 7V9L134 10H137L138 8H136ZM201 7V6H200ZM199 7V8H200ZM202 7H204V6H202ZM202 7H201V9H202ZM205 7H207V6H205ZM229 7H233V9H229ZM124 8V7H123ZM149 8H151L150 6H149ZM155 8V7H154ZM166 8V9H167ZM180 8V7H179ZM186 8V10H189V8L187 9V7H185ZM196 8V7H195ZM254 8V7H253ZM264 8V7H263ZM57 9V8H56ZM111 9V10H110ZM162 9L163 8H161V12H163L162 11ZM165 9V10H166ZM183 9V8H182ZM181 9V10H182ZM197 9V8H196ZM15 10L17 11V12H15ZM19 10V11H20ZM50 10H52V9H50ZM125 10V9H124ZM127 10V12H128V9H126ZM134 10H130V12L131 11H134ZM157 10V9H156ZM177 10H176V12H177ZM200 10V9H199ZM208 10V9H207ZM206 10V11H207ZM254 10V11H253ZM20 11V12H21ZM49 11V10H48ZM138 11H140V10H138ZM159 11V10H158ZM168 11V10H167ZM178 11H180V9L178 10ZM198 11V10H197ZM204 11V10H203ZM223 11V12H224ZM54 12H55V10H54ZM113 13H114V10L112 11ZM126 12V13H127ZM141 12V11H140ZM147 12V11H146ZM156 12V11H155ZM170 12V11H169ZM172 12V11H171ZM173 12L171 13V14H173ZM184 13L186 12V11H183ZM191 11H189V13H190ZM200 12V11H199ZM240 12V11H239ZM16 13V14H15ZM147 13H149V12H147ZM165 13V12H164ZM182 13V12H181ZM188 13V14H189ZM225 13V12H224ZM254 13H253V16H255L254 15ZM15 14V15H14ZM112 14V13H111ZM130 14V13H129ZM151 14V13H150ZM157 14V13H156ZM167 14V13H166ZM169 14V13H168ZM262 14V13H261ZM15 16V18H14V16ZM149 15V14H148ZM152 16H153V13L151 14ZM150 15V16H151ZM182 15V14H181ZM241 15H242V12H241ZM9 16H13L12 18L10 17L9 18ZM16 16H18V17H16ZM125 16V15H124ZM123 16V17H124ZM127 16V15H126ZM126 16L124 17L125 19H126ZM248 16V15H247ZM247 16H243V17H245V18H247L248 19V17ZM261 17L258 19V17H257V15L255 16L256 18H257V21H259V22H257V21H254L253 19L251 20L250 18V23H249V26L250 25H252V27L253 28H259L258 26H260V27H262L263 29H264V16H262V15H260ZM20 17V18H19ZM17 18L19 19L18 21H17V23H18V26L17 25H15L16 24V21L15 20H17ZM52 18H57V21L55 20V22H57L56 24H57V26H56V24L54 25V23H52L53 25H51V23L50 22H52V21H54V19L52 20ZM122 19V17L120 18V19H122V20H119V19H117L118 21H115V22H118V25L119 26H123V24L125 23V19ZM255 19V18H254ZM15 22H14V21ZM105 20V19H104ZM107 20V19H106ZM106 20H105V24H106ZM128 20V19H127ZM126 20V21H127ZM139 20V19H138ZM138 20H136V21H138ZM256 20V19H255ZM263 22H261V21ZM19 22H21L22 23V25H19V24H21V23H19ZM120 22H122V24L120 23ZM134 22V21H133ZM140 22V21H139ZM139 22H137V23H139ZM164 22V21H163ZM192 22V21H191ZM247 22V21H246ZM261 22V23H260ZM136 23V22H135ZM168 25H163L162 23H161V21L160 22H155L154 24H153V26L152 27H150L149 25H147L148 27H147V29H149L148 30V32L150 33L151 31L150 30H153V28H154V31H155V29H156V31H158V32H156V33H154V34H156V36L157 35H159V40H160V37H162V39L164 38L165 39V36L163 37V35L161 34V33H163V32H165V31H168L167 29L168 28H170V29H173V27H174V23L172 22V21H167L166 22ZM108 24V23H107ZM132 24H134V23H132ZM192 24H193V22H192ZM247 24V23H246ZM16 26H17V28H16ZM22 26V27H21ZM118 26V27H119ZM135 26V25H134ZM190 26V25H189ZM191 26H198V24L197 25H195V22H194V25H191ZM244 26V25H243ZM124 28H125V33H126V27L127 26H123ZM130 27V26H129ZM128 27V28H129ZM136 27V26H135ZM134 27V28H135ZM245 27H247V25L245 26ZM23 28V29H22ZM107 29L108 30V33L106 32H104L103 33V30L104 29ZM120 28V27H119ZM118 28V29H119ZM197 28V27H196ZM123 28H120L119 29V31L121 30V32L120 33H122V30ZM133 29V28H132ZM136 30H139L138 29V27H136L135 28ZM135 29L133 30L134 31V33H135ZM147 29H146V27H145V31L143 30V32L141 31V29L139 30V31H141L142 32V35H141V37H140V39L142 38V36H143V38L141 39V43L142 44H140V43H138L139 44V46L138 47H135V46H133V47H135V49L133 48V50H132V52L133 53H136V55H135V57H136V59H137V55L138 56H140L141 57V60H144L145 61V58H146V60H147V54H148V52L151 50V51H153L151 48H153L154 46H153V42L151 41V37L149 38L147 35H149L148 34V32H147ZM91 31V32H90ZM105 31V30H104ZM129 31H131V29L129 28L128 29V32ZM198 31H199V34H200V32H202L203 30H201L200 31V29L198 28ZM141 32H139L140 34H141ZM146 32H147V34H146ZM105 34L106 36H103V34ZM124 33V34H125ZM138 33V32H137ZM137 33H135L136 35H137ZM144 33H145V37H148V38H146V39H144ZM203 33V32H202ZM102 34V35H101ZM108 34V35H107ZM124 34H122L123 36L122 37H125L126 38V36L124 35ZM133 33H131V35H132ZM165 34V33H164ZM166 34H168L167 32H166ZM170 35H172L171 33H169ZM206 35H205V37L206 36H208L209 35V33H208V35H207V33H205ZM139 35V34H138ZM152 35V34H151ZM2 36V37H3ZM155 36V37H156ZM166 36H168V35H166ZM200 36V35H199ZM214 38H213V37ZM110 37V38H109ZM132 37V36H131ZM138 37V38H139ZM154 37V36H153ZM152 37V38H153ZM172 37V36H171ZM171 37H169V38H171ZM201 37V36H200ZM210 37V40L209 41H211V42H214L216 39V35L214 36L213 34L212 35H210L209 36ZM168 38V37H167ZM203 38V37H202ZM202 38H201V41H202ZM212 38L213 39H215V40H212ZM131 39H133V38H131ZM164 39H163V41H164ZM174 39H176V38H174ZM207 39V38H206ZM254 39H256V43H260V46L261 45H264V35H256L255 37H254ZM124 39L122 38V42H124L123 41ZM127 40V42L125 41L124 43H130V44H128L129 46L131 45V43L133 42L132 40V42L130 41V40H128V39H126ZM135 40H136V36H135V38H134V44H137L136 42H135ZM142 40H143V42H142ZM158 40V39H157ZM169 39H167V41H165V43H167V45H163L164 43H161L163 46L161 47L160 45V48L162 49V50H166V49H172L173 50V53H170V58L169 59H171L172 58V56H174L175 57V55L177 56V54L175 53V55H174V50H175V52H177V53H179V51H178V49H181L182 48V46L180 45V44H177L176 42H175V44H171V45H168V43L170 42V41H172V38H171V40H169ZM204 40V39H203ZM250 40V39H249ZM253 40V39H252ZM153 41H156V40H153ZM162 41V40H161ZM174 41V40H173ZM201 41H199V42H201ZM208 41V40H207ZM157 42V41H156ZM179 42V41H178ZM197 42H198V39H197ZM204 42V41H203ZM217 42V41H216ZM247 42H249V41H247ZM99 43H100V47H99ZM106 43V44H107ZM174 43V42H173ZM202 43V42H201ZM200 43V44H201ZM205 43V42H204ZM207 43V42H206ZM206 43H205V46H206ZM239 43V42H238ZM105 44V43H104ZM137 44V45H138ZM158 44H160V42H158ZM210 43L208 42V45H209ZM213 44V43H212ZM212 44H210L209 46L207 45V48L209 47L210 49H213V48H211L212 47ZM215 44V43H214ZM214 44H213V46H214ZM242 44V43H241ZM247 44V43H246ZM1 45V44H0ZM38 45H40V44H38ZM114 45V46H113ZM141 45V46H140ZM155 45V44H154ZM203 45V44H202ZM153 46V47H152ZM159 46L157 45L156 47H158L159 48ZM242 45H240V47H241ZM245 46V45H244ZM1 47V46H0ZM25 47H27V46H25ZM43 47V48H44ZM243 47V46H242ZM241 47V48H242ZM245 47H247V46H245ZM10 48V47H9ZM17 48H20V47H17ZM30 48H32V47H30ZM29 48V49H30ZM155 48V47H154ZM157 48V49H158ZM160 48L158 49V50H160ZM164 48V49H163ZM201 48V47H200ZM200 48H199V50H200ZM203 48V47H202ZM215 48V47H214ZM248 48V47H247ZM14 49V48H13ZM13 49H10L11 51H13L14 52V50ZM21 49V48H20ZM27 49V48H26ZM42 50V47L41 48H39L38 50L41 52V50ZM86 49H88L89 50V53L88 52H86ZM121 49V48H120ZM119 49V50H120ZM130 49H132V48H130ZM129 49V50H130ZM245 49V48H244ZM19 50V49H18ZM17 50V53L19 52ZM28 50V49H27ZM101 50V49H100ZM103 50V49H102ZM108 50H110V47L108 48ZM108 50L106 49V51H107V53H109L108 52ZM205 50V49H204ZM215 50V49H214ZM214 50H210L209 52H215L216 53V51H214ZM22 51V50H21ZM25 51L26 50H24L23 49V52H24V54H25ZM33 51V50H32ZM45 51H43V52H45ZM105 51V52H106ZM161 51V50H160ZM159 51V52H160ZM163 51V52H164ZM166 51H168V50H166ZM201 51V50H200ZM202 51H203V49H202ZM208 51V49L205 51V58L207 57V59H208V56H206V52ZM243 51V50H242ZM23 52H21V53H23ZM29 52H31V49H30V51ZM120 51H118V53H119ZM156 52H157V50H156ZM170 52V51H169ZM172 52V51H171ZM247 52V51H246ZM245 51H244V53H246ZM249 52V51H248ZM12 53V52H11ZM34 53V52H33ZM33 53H31L32 55H33ZM35 53H37V51L35 52ZM42 53V52H41ZM49 53H50V51H49ZM111 53V52H110ZM118 53H117V55H115V57L116 56H118ZM150 53H152L153 54V52H150ZM149 53V55H152V54H150ZM162 53V52H161ZM243 53V52H242ZM10 54V52L8 53V55ZM28 54V53H27ZM45 54V53H44ZM112 54V53H111ZM115 53H113V55H114ZM160 54V53H159ZM159 54H157V56H159ZM171 54H172V56H171ZM250 54V53H249ZM8 55L5 53H3V51H1V49H0V65L2 66V64H4V66H5V68H6V70H4V71H6V72H9V70H11V64H10V62H9V58H8ZM37 54H35L34 56H36ZM164 55H168V54H165L164 53ZM179 55V54H178ZM203 55V54H202ZM22 56V55H21ZM24 56H26V55H24ZM34 56H32V57H34ZM45 56V55H44ZM52 57V56H55L54 54L53 55H51V54H49V56H46V57ZM107 56V55H106ZM162 56H163V54H162ZM186 56V55H185ZM204 56V55H203ZM210 56V55H209ZM213 55H211V57H212ZM249 56V55H248ZM4 57H6L5 59H4ZM30 57H31V55H30ZM37 57V56H36ZM41 57V56H40ZM46 57H45V59H46ZM151 57V56H150ZM164 57V56H163ZM187 57V56H186ZM211 57H209V59L211 58ZM216 57H218L217 55L215 56V58ZM41 58H43V56L41 57ZM40 58V59H41ZM53 58V60H54V58L55 57H52ZM57 58H56V61H57ZM139 58V57H138ZM160 58H161V56H160ZM165 58V57H164ZM168 58V57H167ZM39 59V60H40ZM187 59V58H186ZM204 59V58H203ZM212 59V58H211ZM3 60H6L7 61V64L6 63H4L5 61H3ZM48 60H49V58H48ZM50 60H52V59H50ZM105 60V59H104ZM104 60L102 61V62H104ZM140 60V59H139ZM161 60V59H160ZM165 60H166V58H165ZM168 60V59H167ZM172 60H173V58H172ZM172 60H170V63L172 64ZM188 60V59H187ZM204 60H206V59H204ZM43 61H45L44 59H43ZM55 61V60H54ZM53 61V62H54ZM59 61H60V58H59ZM158 61L159 60H156V57H155V55L152 57V60H150L149 61V64L148 65H142V66H140V67H138V68H136V69H134V70H132L131 71V75L134 73V72H138V81H139V84L138 85H140V86H138L137 88L139 89H137V91H139V92H142V91H140L142 88H144L143 90H144V92H142V95H144V93H145V97H146V99H147V97L148 98H150V99H154V97H155V101L157 102L158 100H161L160 102H163V101H165V99H166V97H167V99H169L170 100V98H172L173 97V95H171L170 93H169V91H173L174 90V92H176L177 94H179L181 91H182V93H183V89L181 90V91H177V89L179 88V86L181 85V86H183L185 83H183V82H181L182 80H183V76H184V74H185V70H187V69H185V68H183L182 66H178V67H181V69L183 68V70H181L180 68H178L177 66H172V68H170L171 66L170 65H168L167 67L165 66V65H167V63L166 64H164L165 63V61L164 62H162L163 64H164V66H165V70L167 71V72H165V70L163 71V69L164 68H161L160 67V71H163V73L162 72H160V74H159V66H160V64L158 65ZM174 61V60H173ZM207 61V60H206ZM42 62V61H41ZM46 62H48V61H46ZM45 62V65H44V62H43V67L45 66V69H46V65H48L47 63ZM151 62V63H150ZM160 62V61H159ZM168 62H169V60H168ZM50 63V62H49ZM84 63V62H83ZM104 63H106V61L104 62ZM146 63H148V61L146 62ZM202 63V62H201ZM204 63V62H203ZM143 64H144V62H143ZM169 64V63H168ZM52 64H50V66H51ZM49 66V65H48ZM56 66H57V64H56ZM56 66H53V68L54 69H56V70H54V69H51V72L54 70L55 72L54 73H56V71H57V74H58V66L56 67ZM110 66V65H109ZM109 66H108V68H109ZM71 67V68H70ZM169 67V68H168ZM178 68V69H180L182 72H184V74L182 73V72H180L181 74H183V76H181V74H180V77L182 78V79H179V75L177 76L178 78H176V75L174 74L175 73V69L174 68ZM204 67H207V66H204ZM3 68V67H2ZM48 68V67H47ZM58 68V69H57ZM157 68H158V70H157ZM167 68V69H166ZM201 68V67H200ZM203 68V67H202ZM201 68V69H202ZM41 69H43V68H41ZM110 69V68H109ZM185 69V70H184ZM193 69V68H192ZM209 69H211V70H209ZM179 70V71H180ZM199 70V69H198ZM203 70V69H202ZM201 70V71H202ZM209 70V71H208ZM221 70V69H220ZM40 71V70H39ZM177 71V70H176ZM188 71V70H187ZM196 73H194L193 72V70H191L190 72H193L192 74H198L197 73V71L196 70H194ZM201 71H199L200 73H201ZM205 71V70H204ZM214 72L213 70H212V68H208V69H206V72L208 73V72ZM97 72V71H96ZM158 72V73H157ZM178 72V71H177ZM212 72L210 73V77L212 76L213 78H214V76H215V74H213L212 75ZM40 73V72H39ZM94 73V72H93ZM169 75H168V74ZM215 73V72H214ZM216 73H218V71L216 72ZM34 74V73H33ZM136 74V73H135ZM155 74H156V76H158L157 74H159L160 75V77L162 76V79L164 80H162L161 78L159 79L158 77H155ZM162 74V75H161ZM164 74V75H163ZM168 75L167 77H168V79L170 78V81L165 77V75ZM177 74V73H176ZM187 74V73H186ZM185 74V75H186ZM202 74H203V71H202ZM59 75V74H58ZM96 75V74H95ZM94 75V76H95ZM109 75V73L107 74V76ZM201 74H199V75H196V76H200ZM207 75V74H206ZM51 78H52V81H54V83H55V85H57V87H60V86H58V84L56 83V79H55V77L51 74ZM98 76V75H97ZM187 76H189L188 74H187ZM208 76V77H209ZM216 76H218L217 74H216ZM58 77V76H57ZM56 77V78H57ZM103 77H105V75L103 76ZM137 77V76H136ZM151 79L150 81H149V78ZM185 77V76H184ZM201 77V76H200ZM207 77V76H206ZM209 77V78H210ZM53 78H54V80H53ZM100 78V77H99ZM154 78L156 79H158V81L160 82V80L162 81L161 83L162 84H167V83H170L171 81L173 82V84H175L176 82V85L177 84H180V83H183V84H180V85H177L178 86V88H176V91H175V89L174 88H170V87H173V86H175V85H173L172 84V86H171V84H168V86L166 87V88H168L169 86V90L167 89V91L165 90L166 88L164 87V89H159L160 87H161V85H160V87H157V86H155V85H157V84H161V83H155L157 80H154ZM186 78V77H185ZM189 78V77H188ZM196 79H198L197 77H195ZM59 79V78H58ZM133 79H135V78H133ZM137 79V78H136ZM140 79V80H139ZM167 79V80H166ZM187 79V78H186ZM17 80H18V78H17ZM66 80V81H65ZM86 80V81H85ZM131 80V79H130ZM148 80V81H147ZM178 80L180 81V82H178ZM201 80V81H200ZM116 81V80H115ZM136 81V80H135ZM155 81V82H154ZM166 81V82H165ZM191 81V80H190ZM193 81V80H192ZM196 81V80H195ZM198 81V84L199 83H201L202 85H206L204 88H208L207 87V85H209V83H206V82H202V79H198L197 80ZM63 82H65L64 84L65 85H63L62 83ZM111 82H113V80H111ZM111 82H110V84H111ZM164 82V83H163ZM171 82V83H172ZM184 82H185V79H184ZM189 82V81H188ZM18 83V81L16 82V84ZM69 83V85H67ZM87 85H86V84ZM105 83H106V81H105ZM136 83V82H135ZM135 83L133 82L132 84H134L135 85ZM19 84V83H18ZM100 84V83H99ZM147 84V85H146ZM15 85V84H14ZM86 85V86H85ZM121 85V84H120ZM210 85H211V83H210ZM212 85H214V84H212ZM212 85H211V87H212ZM67 86V87H66ZM119 86V85H118ZM132 86V85H131ZM131 86L130 87H125L126 89L125 90H128L129 92H131ZM148 87V90H149V92H148V90H147V94H146V92H145V90H146V88ZM181 86H180V89H181ZM231 86V85H230ZM14 87V86H13ZM12 87V88H13ZM17 87V86H16ZM16 87H14V89H12L11 90V92H8V96H7V99H5V100H0V114L3 112V111H5V110H7V109H12V110H15V109H13L14 107H18V108H20V109H22V110H24V111H22L21 110V112H25V113H21V114H23V115H25V117H26V127H28V130L27 131H29V128L32 126V127H34V126H36L38 123H39V120L37 119L38 118V115L36 116V114H38V113H40V114H42L43 112V110H45L44 108H43V110H42V108L40 109L38 106H35V105H37V101H38V99L40 98V97H42L45 93H43V94H40V93H42L43 91L41 90V89H43L42 88V86H41V88H40V90L42 91V92H40V93H38V91L36 92V93H38V95H40V97L39 98H37V99H30L31 100V102H32V100L34 101H36V103H35V105H33V106H35V108L36 107H38V108H36V111H34L35 112V114H33L32 112H29L28 111V109H30L29 108V106L31 105V102L29 101V99L27 100V98H25V99H23V98H19L20 97V95H22L21 94V92H20V90L22 91V89H19V88H21L20 87V85L17 87V90H16ZM107 87V86H106ZM117 87V86H116ZM115 87V88H116ZM123 87V86H122ZM134 87V86H133ZM228 87V86H227ZM97 90H95V89ZM104 88V87H103ZM108 88V87H107ZM111 88V87H110ZM117 88H119V87H117ZM116 88V89H117ZM226 88V87H225ZM18 89H19V91H18ZM89 89H91V90H89ZM120 89V88H119ZM136 89V88H135ZM180 89H178V90H180ZM218 89H220V88H218ZM222 89H223V87H222ZM44 90V89H43ZM115 90V89H114ZM159 90H163V91H159ZM164 90L167 92V94H164V93H166V92H164ZM68 91V92H67ZM113 91V90H112ZM115 91H117V90H115ZM206 91V90H205ZM216 91H218V90H216ZM220 91V90H219ZM230 91V90H229ZM241 91V90H240ZM59 92V91H58ZM151 92V93H150ZM237 92V91H236ZM244 92H245V90H244ZM20 93V94H19ZM70 93V94H69ZM110 93V92H109ZM116 93V92H115ZM125 93H126V91H125ZM124 93V94H125ZM134 93H135V91H134ZM150 93V94H149ZM163 93V94H162ZM168 93H169V96H168ZM207 93V92H206ZM225 93H227V90H223V92L221 93V95L222 94H225ZM230 93V92H229ZM246 93V92H245ZM245 93H244V95H245ZM9 94H11V95H9ZM19 94V95H18ZM121 94H123V93H121ZM133 94V93H132ZM131 94V95H132ZM152 94H153V96H152ZM174 94V93H173ZM241 94V93H240ZM37 95V96H38ZM120 95V94H119ZM131 95H125L126 96V98L127 99H132L134 96H131ZM134 95V94H133ZM140 95V94H139ZM138 95V96H139ZM167 95V96H166ZM170 95L172 96V97H170ZM180 95H181V93H180ZM210 95H211V93H210ZM227 95V94H226ZM231 95V94H230ZM234 95H235V93H234ZM243 95V96H244ZM101 96V97H102ZM129 96H131L132 98H130ZM135 96H136V94H135ZM137 96V97H138ZM141 96V95H140ZM149 96H151V97H149ZM165 97V98H163V97ZM179 96V95H178ZM178 96H176L177 98H178ZM182 96V95H181ZM215 96V95H214ZM218 96V95H217ZM223 96V95H222ZM225 96V95H224ZM232 96H233V94H232ZM129 97V98H128ZM137 97H135V99L137 98ZM153 97V98H152ZM168 97H170V98H168ZM175 97V96H174ZM175 97V98H176ZM183 97V96H182ZM195 97V96H194ZM209 97V96H208ZM211 97V96H210ZM218 97H220V96H218ZM218 97H216L217 99H215L214 100V103H209V104H213V107H214V112H213V117L210 119V121H209V119H208V121H209V126H210V128L208 129H204V130H209V131H207L208 133H206L207 134V136H206V134H204L205 136V138H204V141H205V139H206V137H207V139L206 140H209V141H205V142H209L210 144H212L211 145V147H210V145L209 146H205V145H203V144H206V143H202V142H200V140L199 139H197L198 137H199V126H196L195 125V135H196V144L194 145V143H193V145L195 146V148H192V144L190 143V145H192V146H190V147H187L186 149H180V150H184L183 151V153L185 152V156H183L184 154L182 153V155H180L179 154V152H178V154L180 155H178L179 157H180V161H176V169L178 168V167H180V169H181V167L184 169L183 170V172L186 170V169H189L190 171H192V173H194L195 175H204V172H206L205 173V175H207L208 173L210 174L209 175V178L207 179L206 178V180L205 179H203L204 181L202 182V180H200L198 177V179L201 181L200 183H197V182H195L196 181V179H195V181H194V179H193V182H195V187L193 186H191L190 185V187L188 186V184H187V187L188 188H193L192 190H194V192H190V193H193L192 194V196H190L191 198L189 199V201L187 202V200L186 201H184V202H186V207L185 206H183L182 205V202L183 201H179V203H178V206H179V204H181L180 206H179V208L178 209H181L180 211H182V210H187V212L186 213H183V215H181L180 217L182 218H180V217H178L179 219H180V224L178 223V220H177V222H176V218H175V221L173 222V223H178V225H181L179 228H178V225H177V230L178 231H176L175 233V237H173V238H175L173 241L174 242H171L170 244H166L167 242H165V238H163L162 239V237H165L164 236V234L163 233H165V235L167 234V231L170 229V224H172L171 223V219H172V217H171V219H169L170 217H168V215H167V217H168V219L170 220V221H168V222H170L169 223V225H167V226H170L169 227V229H167L168 227L166 226V224H168V223H166V224H164V226H166L167 228H165V229H167V231H164V232H162V237H160L159 239L161 240V242L158 240V249L159 248H161V250L159 251V252H161L160 254L161 255H163V256H165L164 254H165V250L166 249H168V248H170V249H168V252H169V250H170V252L168 253L167 252V250H166V255H172V252H174V250L175 249H179V251H181L182 253H185V254H187L186 256L188 257H185V261H182V260H184V259H182L181 260V264H227V261H228V259L226 258V256H227V254L229 253V252H231V251H233V250H235V248H237L238 250L239 249H241L242 250V252H245L244 254L245 255H247V256H251L252 255V253H253V250L257 247V245L258 244H256L257 243V240H256V242L253 240V237L252 236H248V234H245V231L243 230V228H242V223H241V220H240V222H239V218H238V216L237 215H235V214H237V213H235L234 211H237V208H233V206H235V204H226V208H229L228 210H231V209H233L234 211H233V213H235V214H233L232 213V210H231V212L230 211H227V213L225 212V214L223 213V214H220L219 213V208L221 207V206H223V207H225V203L224 204H222L221 203V200H220V198L219 197H222V195L221 196H219L220 194H222V191H227V190H229V189H232L231 191L232 192H234V194L237 196V197H239L240 198V209L241 210H243V211H245L244 213L246 214L247 213V216L249 217V218H251L252 219V221L254 220V221H256V220H263L264 219V170L261 172V178L259 179L258 178V180L256 181V183L254 182V185H253V187H252V189L250 190V191H248L245 187H243V186H241L240 184H239V182L237 183V182H235L236 180H233V182H234V184L233 183H231V181L228 179L229 177H230V175H232V173H230V175L228 174V171H230V166H232V165H230V164H232L233 162V164H235V163H239V162H241L242 160L244 161V160H246V158H245V156L247 155L246 153H245V151L247 150V149H245V146L244 145H246L247 146V148L248 149H250L249 148V143L248 142H245L244 143V145L241 143V141H242V139H244V137H246V136H248L249 135V139H256V138H258L259 137V134H257V132H255L254 130H257L258 129V127L259 126H263V123L260 121V119L262 118H259L260 116H259V114H258V118H257V114H252L251 116H253L254 117V119H256L255 121H253V123L255 122V123H257L256 125L258 126V127H256V125H254L253 124V126H255V128L256 129H254L253 128V131L251 130H247L248 128H246V124H248V119H246L245 117H242L243 115H242V113H238V112H235V113H230V111H229V109H228V103L227 104H225L224 103V100L222 99V98H218ZM230 97V96H229ZM236 97V96H235ZM237 97H240V96H237ZM242 97V96H241ZM241 97L239 98V99H241ZM44 98V97H43ZM43 98H40V99H43ZM140 98H142V96L140 97ZM161 98V99H160ZM174 98V99H175ZM176 98V99H177ZM227 98H228V96H227ZM139 99V98H138ZM143 99V98H142ZM150 99H149V101H150ZM182 99V98H181ZM195 99V98H194ZM208 99H210V98H208ZM207 99V100H208ZM219 99V100H218ZM229 99V98H228ZM227 99V100H228ZM234 99V98H233ZM98 100V99H97ZM125 100V99H124ZM133 100V99H132ZM132 100H130V101H132ZM163 100V101H162ZM169 100H167L166 101V103L169 101ZM172 100V99H171ZM195 100H197V99H195ZM212 100V99H211ZM225 100H226V98H225ZM236 100H238L237 98H236ZM34 101V102H35ZM94 101H95V103H94ZM105 101V100H104ZM120 101H123V100H120ZM127 101V100H126ZM130 101H127V102H130ZM134 101V100H133ZM138 100H136V102H137ZM139 101H141V99L139 100ZM153 102H154V100H152ZM152 101H151V103L149 102V104L148 105H151L152 104ZM180 101H182V100H180ZM229 101V100H228ZM234 101V100H233ZM240 102H243V101H241V100H239ZM145 102V101H144ZM146 102H147V100H146ZM208 102H209V100H208ZM230 102H231V100H230ZM244 102H246V100L244 101ZM248 102H250V101H248ZM33 103V102H32ZM112 103V104H111ZM120 103V102H119ZM122 103V102H121ZM120 103V104H121ZM126 103V102H125ZM138 103V102H137ZM148 103V102H147ZM155 103V102H154ZM153 103V105L155 106V104ZM158 103V102H157ZM166 103L165 104H163V103H161L162 105H164V106H166V109H167V106L169 105V103H170V101H169V103L166 105ZM176 103V102H175ZM236 103H238V101L236 102ZM128 104V103H127ZM127 104H126V106H127ZM136 104V103H135ZM133 105L132 106V104H131V106L133 107V110H136V109H139V107L137 108V106L136 105ZM142 104V103H141ZM234 104V103H233ZM38 105H39V103H38ZM117 105V104H116ZM116 105H115V107H116ZM140 105V102L138 103V106ZM161 105V106H162ZM171 105L173 106V104L171 103ZM208 105V104H207ZM238 105H239V103H238ZM247 105V104H246ZM246 105H244V106H246ZM253 105V104H252ZM32 106V105H31ZM119 106V104L117 105V107ZM125 106V105H124ZM126 106L125 107H118V109L117 108H113L114 110H115V112H117V116H118V120H120L121 122L122 121H124L125 123H127V114H125L126 112H127V110H126ZM158 106L160 107V105L158 104ZM158 106H155V107H157V109H162V108H159ZM163 106V107H164ZM170 106V105H169ZM211 106V105H210ZM231 106V105H230ZM235 106V105H234ZM240 106V105H239ZM238 106V107H239ZM243 106V105H242ZM247 106H250V104H248ZM41 107V106H40ZM114 107V106H113ZM129 107H130V105H129ZM208 107V106H207ZM233 107V106H232ZM253 107H255V106H253ZM17 108V109H18ZM90 108V107H89ZM127 108H128V106H127ZM152 108V107H151ZM169 108V107H168ZM210 108V107H209ZM248 108V107H247ZM249 108H252V107H249ZM249 108H248V111H249ZM20 109H18L19 111H20ZM124 109L126 110V112H124ZM129 109H131V108H129ZM8 110V111H9ZM32 110H33V108H32ZM39 110H40V112H39ZM31 111V110H30ZM37 112V113H36ZM42 112V113H41ZM209 112V111H208ZM250 113V112H249ZM39 114V115H40ZM43 114H45V113H43ZM72 114H74V112L72 113ZM208 114V113H207ZM212 114V113H211ZM216 114V117L214 118V115ZM231 114V116H229ZM68 115V114H67ZM43 116V115H42ZM42 116H40V118L42 117ZM64 116V115H63ZM63 116H61L62 118H63ZM70 116V115H69ZM68 116V117H69ZM72 116V115H71ZM208 116H210V115H208ZM248 116V115H247ZM246 116V117H247ZM247 117V118H252V117ZM61 117H60V119H61ZM39 118V119H40ZM66 118V117H65ZM64 118V119H65ZM36 119L38 120V121H36ZM246 119V120H245ZM253 119V120H254ZM257 119H258V122H256L257 121ZM69 120V119H68ZM67 120V121H68ZM41 121V120H40ZM57 121V120H56ZM56 121H54V122H56ZM60 122V121H59ZM58 121H57V123H59ZM62 122H63V120H62ZM123 122V123H124ZM137 122V123H136ZM53 123V122H52ZM61 123V122H60ZM65 123V122H64ZM69 123V122H68ZM125 123H124V126H126L125 125ZM133 123H136V125H138V124H141L142 125V127H143V129H142V127H140L141 129L140 130H136V131H133L130 127H132L131 125H129V128H128V131H129V129H131L133 132H135L136 133V136H135V138L137 139L138 137V134H139V136L140 137H142V138H146L147 139V143H148V141L150 142V144L152 143L153 144V142H155L154 144H156L157 142H156V140H158L159 141V145H162L161 144V142H160V140H159V138L157 137V132H156V134L155 133H153L152 131H149V129H151V128H145L146 127V125L148 124V122H146V121H142V120H134L133 121ZM132 123V124H133ZM74 125H75V123H73ZM196 124H198V123H196ZM207 124V123H206ZM205 124V125H206ZM251 124V123H250ZM57 125H59V124H57ZM61 125V124H60ZM63 125V124H62ZM61 125V126H62ZM69 126V125H68ZM75 126H78V124H76ZM81 125H79L78 127H80ZM121 126H123V124L121 123ZM123 126V127H124ZM154 126V125H153ZM208 126V125H207ZM208 126V127H209ZM26 127H24V128H26ZM57 127H59V126H57ZM70 127H72V126H70ZM74 127V126H73ZM72 127V128H73ZM126 127H128V126H126ZM134 127H135V124H134ZM137 127V126H136ZM155 128H156V126H154ZM250 127H252V126H250ZM59 128H61V127H59ZM133 128V127H132ZM155 128H153L152 127V129H155ZM211 128H213V130L211 131L210 129ZM27 129V128H26ZM58 129V128H57ZM57 129H55L54 128V130L56 131ZM76 129V128H75ZM121 129V128H120ZM119 129V130H120ZM252 129V128H251ZM51 130H53V129H51ZM53 130V131H54ZM61 129H59V131H58V133L59 132H61L60 131ZM78 130V129H77ZM81 130V129H80ZM125 130V129H124ZM131 130H130V133H131ZM158 130V129H157ZM259 130V129H258ZM139 133H138V132ZM118 132V131H117ZM125 132V131H124ZM132 132V133H133ZM56 133V132H55ZM127 133V135H128V132H126ZM131 133V135L133 136L134 134H132ZM145 133V134H144ZM153 133V134H152ZM57 134V133H56ZM120 134H122V133H120ZM154 134H155V138H153V136H154ZM58 135V134H57ZM86 136H85V138H87L88 137V139H89V135L88 134H85ZM130 135V136H131ZM202 135H203V133H202ZM101 136V135H100ZM57 137V136H56ZM97 137H99L98 135H97ZM97 137H96V139H97ZM103 136H101V138H102ZM82 138H84V137H82ZM84 138V139H85ZM100 138V139H101ZM121 138H122V136H121ZM120 138V139H121ZM132 138V137H131ZM83 139V140H84ZM95 139V140H96ZM116 139H118L117 137H116ZM124 139H126V138H124L123 137V139H121L122 141L124 140ZM134 139V138H133ZM154 139H156V140H154ZM195 139V138H194ZM203 139V138H202ZM101 140H104L106 143L107 142H110L109 143V145H107V146H105L106 147V149H107V151L105 152V151H103V152H105V154H102L101 152H99V148L96 146V145H94V144H92V145H94V147H96V149L98 148V152H97V157L96 158H100V156L102 157V158H100L99 159V161L100 160H105V161H107L108 163V168L106 167V169H107V171H109L108 169H113V171L112 172H114V173H117V175L116 176H118V175H120L121 177H126L127 178V176L125 175L126 174V172L127 171H134V170H136V173H137V175L138 174H144L145 173V175L146 174H148L149 175V172L150 171H153V170H150V168L148 167V163H149V161H150V159H149V161L148 160H146V158H150V153L149 154H147V155H149V157H146L144 160L142 159V161H141V163L142 162H145V164L144 165H146V167H144L143 165H142V167H144V168H139V167H137V165H130V166H128V167H126L125 165H122L121 166V164H118V161L114 158V152H112V151H114V148L113 147H115V142H113V141H115V140H113V139H109L108 137H105L104 139H101ZM130 140V139H129ZM232 140H235V142H233ZM56 141H57V139H56ZM82 141V140H81ZM119 141V139L117 140V142ZM121 141V142H122ZM134 141H137V142H139V145H140V143L142 142H140L139 141V139L138 140H134ZM145 141V140H144ZM176 141V140H175ZM203 141V142H204ZM135 143V146H136V144H138V143ZM256 142V141H255ZM84 143V142H83ZM90 143V142H89ZM131 143H132V141H131ZM179 143H180V141H179ZM179 143L177 144V145H179ZM58 144V143H57ZM57 144H53V146L51 145V144H49V146L51 145L52 147H54L55 148V146L57 145ZM85 144V143H84ZM114 144V145H113ZM124 144V146H128L127 147V149L120 143V141H119V143L118 144H116L117 146H116V148H117V150L120 152V154H121V151H122V154H121V159L120 160H122V161H124L125 160V156H126V151H130V149H132V148H129V145H130V142L128 143V145H126L127 144V141H126V143L124 142L123 143ZM143 144V143H142ZM141 144V145H142ZM144 144H145V142H144ZM143 144V145H144ZM149 144V143H148ZM148 144H147V146H148ZM158 144H157V146H158ZM172 144H175L174 142L172 143ZM55 145V146H54ZM92 145H90L91 147H92ZM119 145H122L123 147L121 148V146H119ZM140 145V146H141ZM206 145H208V143L206 144ZM252 145H253V143H252ZM261 145V144H260ZM87 145H83V144H80V147L84 150L85 149V147H86ZM119 146V147H118ZM131 146V145H130ZM147 146H146V148H147ZM174 146V145H173ZM193 146V147H194ZM198 146H199V148H198ZM201 146L203 147L202 149H200L201 148ZM263 146V145H262ZM261 146V148H263ZM105 147H103V150H105L104 148ZM137 147V146H136ZM143 147H145V146H142V148ZM160 147V146H159ZM162 148H163V146H161ZM177 147H179V146H177ZM46 148V147H45ZM58 148V147H57ZM62 148V147H61ZM80 148V149H81ZM93 148V147H92ZM119 148V149H118ZM123 148H125V152L122 150ZM146 148L145 149H141L142 150V152L143 151H145L146 150ZM150 148V147H149ZM148 148V149H149ZM171 148V147H170ZM174 147H172V149H173ZM199 149V150H196V149ZM253 148V147H252ZM47 149H49V148H47ZM50 149H51V147H50ZM60 149V148H59ZM63 149V148H62ZM78 149V148H77ZM102 149V148H101ZM155 148H153L152 149V147H151V150H153L154 152H155V150H154ZM176 149V148H175ZM174 149V150H175ZM193 149H194V151H193ZM206 150L207 152L204 154V150ZM64 150V149H63ZM79 150V149H78ZM95 150V149H94ZM121 150V151H120ZM139 150V149H138ZM141 150H140V152H141ZM3 151V147H2V140H1V138H0V153ZM51 151V150H50ZM49 151V152H50ZM57 151V150H56ZM65 152H68V151H66V150H64ZM62 152L61 151V153L63 154V153H65V152ZM72 152H73V150H71ZM91 151H93V150H91ZM100 151H102V150H100ZM116 151V150H115ZM178 151V150H177ZM176 151V152H177ZM262 151V150H261ZM47 152V151H46ZM49 152H47V154L49 153ZM76 152V151H75ZM78 153H79V151H77ZM76 152V153H77ZM84 152V151H83ZM87 152V153H86ZM136 152V151H135ZM142 152L140 153V156L142 155ZM145 152H148V151H145ZM145 152H143V153H145ZM158 152V151H157ZM160 152V151H159ZM163 152V151H162ZM196 152V153H195ZM208 152H212V154L215 152V155L217 154L218 156L216 157L215 156V158H213V161L212 162H210V155L211 154H209L208 155ZM252 152H254V154H255V156H256V158H257V160H258V158H259V155H260V146L258 145H256L255 147H254V150L252 151ZM26 153V152H25ZM69 153V152H68ZM82 153V152H81ZM94 153V152H93ZM92 152H91V154H93ZM98 153H100V155L98 154ZM138 153V152H137ZM165 153L168 155V156H166L165 155ZM165 153L163 154V155H165V157H168L167 159L169 160V158H170V154H168L166 151H165ZM31 154V153H30ZM70 154H73V153H71L70 152ZM88 154H90L89 153V150L87 149L86 151H85V153L83 154V156L84 155H88ZM95 154H96V150H95ZM95 154H93L92 156H93V158H94V156H95ZM108 154V155H107ZM131 154H133V153H131ZM130 154V155H131ZM146 154V153H145ZM157 154V153H156ZM25 154H23V156H24ZM40 155V154H39ZM45 155V154H44ZM59 156L57 153H55V151H51L50 152V154H48V156H46V157H48V159H46V162L45 163H47L49 166H51V167H53V168H51V170H48L49 171V173H48V171H47V173L45 172V171H42V172H44V174H46V177H44L43 178V173H41L43 176H42V179L41 180H46L47 182L49 181H51V183L54 181V180H58L59 178L61 179V180H63L61 177H59V175H61L62 173H63V171H62V173L60 172V169L58 168L59 166H60V161H58L57 159V157L56 156ZM65 155L66 156H69V155H67V153L66 154H64V156L63 155H61V156H63L64 157V159L63 160H65ZM79 155V154H78ZM136 155H138V154H136ZM146 155V156H147ZM159 155V154H158ZM175 155V158L176 157H178V156H176V153L174 154ZM186 155H189L190 156V158H189V156L188 157H186ZM30 156V155H29ZM106 156V157H105ZM117 156V155H116ZM122 156H124V160H123V157ZM143 156H144V154H143ZM143 156H141V157H143ZM248 156V155H247ZM28 157V156H27ZM40 157V156H39ZM43 157V156H42ZM41 157V158H42ZM45 157V158H46ZM74 157H76V155L74 156ZM85 157H87V156H85ZM119 157V158H120ZM131 156H129V158H130ZM157 157V156H156ZM163 157V156H162ZM161 157V158H162ZM173 157V156H172ZM24 158H26V157H24ZM44 158V157H43ZM42 158V159H43ZM44 158V159H45ZM71 158V157H70ZM72 158H73V156H72ZM174 158V157H173ZM187 158V159H186ZM248 158V157H247ZM253 158H255V157H253ZM42 159H41V161H42ZM69 159V158H68ZM85 159V158H84ZM88 159H89V157H88ZM113 159H115L116 160V162L115 163H112V160ZM139 159V158H138ZM141 159V158H140ZM155 159V158H154ZM165 159V158H164ZM171 159V158H170ZM205 159V163L204 162H202L203 160ZM212 159V158H211ZM215 159V160H214ZM34 160H36V159H34ZM59 160H60V157H59ZM62 160V159H61ZM67 160V159H66ZM95 161L97 160V159H94ZM93 160V161H94ZM114 160V161H115ZM135 160V159H134ZM134 160H132L131 162H134ZM156 160H158V159H156ZM28 161V160H27ZM38 161H39V159H38ZM94 161V163H95V165H94V167H92L93 166V164L94 163H92V161L90 162V163H92L91 165V171L89 172L90 173V175H91V173H92V175L96 172V171H98V169L97 168H101V166L103 165V161H100V162H103V163H101L102 165L100 166V163L98 164V162L96 161L95 162ZM113 161V162H114ZM121 161V162H122ZM127 161H129L128 159H126V162ZM136 161H137V159H136ZM172 161V160H171ZM171 161L169 162V163H171ZM206 161H209L208 163H209V166L211 165V168L208 166V164L206 163ZM40 162V161H39ZM62 162V161H61ZM131 162H128L129 164L131 163ZM151 162H152V160H151ZM155 162V161H154ZM154 162H152V163H154ZM165 162V161H164ZM189 162V163H188ZM192 162V163H191ZM257 162V161H256ZM28 163V162H27ZM26 163V161L24 160V159H21V165L22 164H26V166L27 165H29L30 163H28L27 164ZM97 163V164H96ZM111 163V164H110ZM127 163V164H128ZM136 163V162H135ZM139 164H140V162H138ZM159 163L160 164H162L160 161H159ZM179 163H181L180 165H179ZM204 163V164H203ZM243 163V162H242ZM37 164V163H36ZM89 164V161H88V163H87V165ZM166 164H168L167 162H166ZM171 164H173V163H171ZM197 164V165H196ZM205 164H206V166H205ZM261 164V166H264V164L263 163H260ZM45 165V164H44ZM43 165V166H44ZM64 165H66L67 166V164L65 163ZM90 165V164H89ZM97 165V166H96ZM99 165V166H98ZM105 165V164H104ZM103 165V166H104ZM141 165V164H140ZM153 165V164H152ZM157 165V164H156ZM193 165V166H192ZM230 165V166H229ZM243 165V164H242ZM245 165V164H244ZM41 166V165H40ZM66 166H62V164H61V166L60 167H62L63 169H65V170H69L68 172L67 171H64V173H69V172H71L72 170H70L69 168L67 169L66 168ZM114 166V167H113ZM124 166V167H123ZM162 166V165H161ZM168 166H169V164H168ZM199 167L200 168V170L198 169V168H196V167ZM202 166V167H201ZM205 166V167H204ZM157 167V166H156ZM166 167V166H165ZM165 167H163V169L165 168ZM172 167V166H171ZM175 167V166H174ZM236 167V166H235ZM234 167V168H235ZM58 168V170H56ZM61 168V169H62ZM86 168H88L89 169V167L87 166ZM136 168H139L138 170L136 169ZM153 168V167H152ZM160 168H162V167H159V169ZM169 168V167H168ZM233 168V169H234ZM240 167H238V169H239ZM40 169V168H39ZM38 169V171L40 172L41 171V169L39 170ZM46 169H48V167L46 168ZM101 169H103V168H101ZM101 169H99V172H100V170ZM106 169L104 168L103 169V173H104V171L105 172H107L106 171ZM154 169V168H153ZM170 169V168H169ZM176 169H174V170H176ZM179 169V168H178ZM212 169H214L215 171H213ZM240 169H242V168H240ZM244 169V168H243ZM42 170H45L44 168H42ZM56 170V171H55ZM157 170V169H156ZM168 170V169H167ZM166 170V171H167ZM174 170L172 171L173 173H174ZM189 170H188V172H189ZM236 170V169H235ZM88 170L86 169V175L89 177V175H88V172H87ZM158 171H160V170H158ZM163 171V170H162ZM170 171V170H169ZM178 171V173H179V170H177ZM182 171V170H181ZM181 171H180V173H181ZM198 171H199V174H198ZM233 171V170H232ZM231 171V172H232ZM238 171V170H237ZM99 172H97L98 173V175L99 174H101V173H99ZM187 171H185L184 173V177L183 178H185L186 176L187 177H189V175L191 176V175H193L191 172L190 173H188V175H187V173H186ZM212 172L214 173H216L215 174V176H212ZM235 172V175H237L236 174V171H234ZM241 172V171H240ZM243 172V171H242ZM241 172V173H242ZM61 173V174H60ZM108 173V172H107ZM130 173V172H129ZM128 173V174H129ZM162 173V172H161ZM160 173V174H161ZM177 173V172H176ZM179 173V174H180ZM127 174V175H128ZM158 174V173H157ZM172 174V173H171ZM171 174H167V172L165 173V170H164V172H163V174H161L162 175V177H164V176H166V177H170V175ZM178 174V175H179ZM97 175V174H96ZM130 175V174H129ZM155 175V174H154ZM160 175V176H161ZM177 174H173V176L175 177V176H178ZM181 175V174H180ZM179 175V176H180ZM186 175V176H185ZM228 175H229V177H228ZM233 175H234V173H233ZM232 175V176H233ZM235 175H234V177H235ZM61 176H63V175H61ZM65 176V175H64ZM67 176V175H66ZM70 176V175H69ZM79 176V175H78ZM95 176V175H94ZM93 176V177H94ZM178 176V182H179V180H180V183H178L177 181H175V183L178 185H176V187H178L176 190H181V191H185V192H183V193H187V190L189 191V189L187 188H185V186H186V183L185 182H183L184 180H182L183 178H182V175L179 177ZM194 176V175H193ZM56 177V178H55ZM59 177V178H58ZM74 177V176H73ZM83 176H81V178H82ZM141 177V176H140ZM152 177V176H151ZM162 177H157L158 179H154V180H156V181H153V178H150V182H147V181H149V180H147L146 181V179L143 177L142 179L146 182V184H145V182H143V180H141V182L140 183H142V184H140V183H138L139 181L138 180H134L133 181V183L132 184H134V183H136L135 185L137 186L136 188H140L139 186H141L142 188H144L145 190H146V192H144L143 193V190L142 191H140L138 194H149L150 196H154L155 197V199H157V201H159V202H161V203H163L164 205H166V207H169V205L167 204L169 201H168V199H167V201H166V197L168 198V195L166 196V195H164V191L165 192H167L168 190H169V192H171V188H172V186H173V184H171L172 182H174V181H172V182H170L168 179L169 178H167V180H168V182H167V180H162L163 178ZM186 177V178H187ZM207 177H208V175H207ZM72 178V177H71ZM77 178V177H76ZM80 178V177H79ZM80 178V179H81ZM87 178V177H86ZM85 178V179H86ZM90 178V177H89ZM95 178V177H94ZM149 177H147V179H148ZM154 178H156V177H154ZM160 178V179H159ZM162 178V179H161ZM204 178V177H203ZM59 179V180H60ZM68 179V178H67ZM66 179V180H67ZM78 179V178H77ZM88 179V178H87ZM83 180V178H82V180L81 181H83V182H85V185H86V187L87 186H89V182H87L88 180ZM96 179V178H95ZM122 179V178H121ZM125 178H123V180H124ZM128 179V178H127ZM138 179H141V178H139L138 177ZM165 179V178H164ZM171 179H173V178H171ZM57 180H56V182H57ZM60 180V181H61ZM71 181H72V179H70ZM75 180V179H74ZM79 180V179H78ZM78 180H76V181H78ZM91 180V179H90ZM89 180V181H90ZM173 180H175V179H173ZM241 180H243V179H241ZM252 180V179H251ZM46 181L44 182V183H46ZM60 181H59V183H60ZM69 181V180H68ZM80 181V180H79ZM94 181V180H93ZM92 180H91V182H93ZM126 180H124V182H125ZM157 181H159V183L157 182ZM183 183H182V182ZM238 181H240L239 179H238ZM248 182H249V180H247ZM48 182V185H50L51 187L54 185V182L51 184V183H49ZM67 182V181H66ZM73 182V181H72ZM83 182H81V183H83ZM127 182H128V180H127ZM127 182H125L126 183V186H127V184H129V182L127 183ZM152 182V183H151ZM157 182V183H156ZM160 182H161V184H160ZM163 182V183H162ZM243 182V181H242ZM58 182H57V184H59ZM131 183V182H130ZM166 183V184H165ZM174 183V184H175ZM197 183V184H196ZM43 184V183H42ZM56 184V183H55ZM63 185V183H60V185ZM92 184V183H91ZM153 184V185H152ZM171 184V185H170ZM191 184H193V183H191ZM242 184V183H241ZM47 185V184H46ZM60 185H59V187H60ZM61 185V186H62ZM67 185V184H66ZM69 185V184H68ZM79 185V184H78ZM93 185V184H92ZM131 185V184H130ZM148 185V186H147ZM150 185V186H149ZM168 185V186H167ZM181 185V186H180ZM185 185V186H184ZM64 186V185H63ZM69 186H71V184L69 185ZM73 186H74V184H73ZM76 186V185H75ZM81 186V185H80ZM83 186V185H82ZM125 186V185H124ZM125 186V187H126ZM134 186V185H133ZM164 186V187H163ZM169 186H171V187H169ZM247 186V185H246ZM249 186V185H248ZM251 186V185H250ZM23 188L25 187L24 185L22 186ZM50 187V188H51ZM56 187V186H55ZM90 187V186H89ZM166 187V188H165ZM168 187V188H167ZM183 187L185 188V189H183ZM47 188H49V186L47 187ZM53 188V187H52ZM78 188V187H77ZM133 188V187H132ZM165 188V189H164ZM54 189V188H53ZM74 189V188H73ZM73 189H72V191H73ZM79 189H80V187H79ZM95 189V188H94ZM162 189V190H161ZM174 189V188H173ZM172 189V190H173ZM60 190V189H59ZM58 190V191H59ZM131 190V189H130ZM134 190H136V189H134ZM191 190V189H190ZM48 191V190H47ZM49 191H51V190H49ZM55 191V190H54ZM77 191V190H76ZM86 191H90L89 189H88V187L87 188H82V193H81V190H80V194H86ZM91 191H92V189H91ZM122 191V190H121ZM174 191V190H173ZM172 191V192H173ZM128 192H129V190H128ZM134 192V191H133ZM57 193V192H56ZM55 193V194H56ZM72 193V192H71ZM79 193H77L78 194V197H79ZM129 193H131V192H129ZM136 193V192H135ZM135 193H134V195H135ZM174 193V192H173ZM176 193V192H175ZM179 193H181V192H179ZM182 193V194H183ZM224 193V192H223ZM54 194V195H55ZM75 194V193H74ZM168 194V193H167ZM189 194V193H188ZM188 194H187V196H188ZM228 194V193H227ZM71 195V194H70ZM128 195H130V194H128ZM175 196H176V194H174ZM177 195H178V193H177ZM181 195V194H180ZM235 195L233 196V197H235ZM52 196H53V194H52ZM127 196V195H126ZM131 196V195H130ZM133 196V195H132ZM143 196H145V195H143ZM152 196V197H153ZM166 196V197H165ZM184 196V195H183ZM186 195H185V197L188 199L189 197H187ZM231 196H232V194H231ZM49 197V196H48ZM72 197H75L76 198V194H75V196H72ZM86 197V196H85ZM128 197V196H127ZM136 197V196H135ZM138 197V196H137ZM147 197V196H146ZM153 197V198H154ZM181 197V196H180ZM230 197V196H229ZM131 198V197H130ZM140 198V197H139ZM151 198V197H150ZM149 198V199H150ZM169 198H170V196H169ZM175 198V197H174ZM176 198H177V196H176ZM179 198V197H178ZM182 198V197H181ZM222 198H224V197H222ZM84 199V198H83ZM83 199H81V201L83 200ZM135 199V198H134ZM148 199V198H147ZM185 199V198H184ZM229 199V198H228ZM233 199V198H232ZM232 199H229V200H231V202H232ZM235 199H237V198H235ZM78 200H79V198H78ZM85 200H86V198H85ZM136 200V199H135ZM151 200V199H150ZM172 200H173V198H172ZM183 200V199H182ZM73 201H76L75 199H73ZM72 201V202H73ZM146 201V200H145ZM148 201V200H147ZM146 201V202H147ZM174 201V200H173ZM236 200H234V202H235ZM77 202V201H76ZM79 202V201H78ZM150 202H152V201H150ZM158 202V203H159ZM181 202V203H180ZM226 202H229V201H226ZM46 203V202H45ZM86 203V202H85ZM85 203H79L80 205H82V206H80V205H77L78 203H76V206H75V204H73L75 207H77V206H79V207H83L84 206V204ZM148 203V202H147ZM237 203V202H236ZM49 204H51V206L49 207L50 209H48V213L47 214H49V213H51V211H52V213H53V211H54V215H53V220H51V216L52 215H48L47 217H48V222L50 223V221H53V223L54 222H56L57 224L58 223H60V222H58V221H61L62 223H65V224H63V226L64 225H68V227L70 228L71 226H74V223L71 221V222H67L66 220H69V218L68 219H66L63 215H62V213H60V212H58V210H54V208H51L52 207V205H54V204H52V203H49ZM152 204V203H151ZM162 204V205H163ZM222 204V205H221ZM46 205H48V204H46ZM155 205V204H154ZM175 205V204H174ZM237 205V204H236ZM55 206H57V205H54V207ZM160 206V205H159ZM159 206H158V209H159ZM171 206H173V205H171ZM75 207H73V208H75ZM147 207V206H146ZM148 208V207H147ZM153 208L154 209H152V207H151V211L152 210H154V211H156L157 209H156V207H154L153 206ZM163 208V207H162ZM170 208V207H169ZM226 208H224V209H226ZM51 209H53V210H51ZM76 209H78L77 211H79L80 212V210H79V208H76ZM75 209V210H76ZM81 209V208H80ZM148 209H150V208H148ZM147 209V210H148ZM156 209V210H155ZM168 209V208H167ZM177 209V210H178ZM221 209H223L222 207H221ZM240 209H238V210H240ZM49 210H51V211H49ZM59 210H60V208H59ZM64 210V209H63ZM164 210V209H163ZM170 210V209H169ZM168 210V211H169ZM177 210H176V212H177ZM76 211V212H77ZM84 211V210H83ZM154 211H152V213H155ZM179 211V212H180ZM172 213H173V211H171ZM220 212H221V210H220ZM224 212V211H223ZM239 213L241 212V214H242V211H238ZM81 213H82V211H81ZM157 213H159V212H157ZM161 213V212H160ZM163 213V212H162ZM162 213H161V215H162ZM182 213H179V215L180 214H182ZM244 213L242 214L243 216L241 217L242 218V222H246L244 219H245V217H244ZM46 214V215H47ZM60 214V215H59ZM79 214V213H78ZM146 214V213H145ZM147 214H148V212H147ZM150 214V213H149ZM164 214H166V213H164ZM171 214V213H170ZM62 215V217H60ZM68 216H69V214H67ZM77 215V214H76ZM158 215V219H159V214H157ZM156 215V216H157ZM174 215V214H173ZM178 215V216H179ZM44 216H45V214H44ZM50 216V217H49ZM71 216V215H70ZM81 216V215H80ZM146 216V215H145ZM164 216V215H163ZM176 216H177V213H176ZM46 217V218H47ZM148 217V216H147ZM150 217V216H149ZM153 217H154V215H153ZM174 217H175V215H174ZM243 217H244V219H243ZM61 218H63V219H61ZM79 218V217H78ZM154 218H157V217H154ZM153 218V219H154ZM163 218V217H162ZM61 219V220H60ZM77 219V218H76ZM75 219V220H76ZM55 220V221H54ZM56 220H58V221H56ZM62 220H65V221H62ZM174 220V219H173ZM158 221V220H157ZM167 220H165L164 221V223L166 222ZM251 221V222H252ZM44 222V221H43ZM76 222V221H75ZM78 222V221H77ZM160 222H161V219H160ZM249 222V221H248ZM259 222V221H258ZM62 223L60 224V225H62ZM67 223H69V224H71V223H73V224H71L70 226H69V224H67ZM81 223V222H80ZM254 223V222H253ZM47 224V223H46ZM55 224V223H54ZM76 224V223H75ZM85 224V223H84ZM83 224V225H84ZM152 224H154V223H152ZM247 224H249V223H247ZM48 225V224H47ZM56 225V224H55ZM79 225V224H78ZM150 225V224H149ZM162 225V224H161ZM160 225V226H161ZM50 226V225H49ZM87 226V225H86ZM90 226V225H89ZM156 226V225H155ZM172 226H173V224H172ZM247 226V225H246ZM55 228H56V226H54ZM59 227V226H58ZM58 227H57V229H58ZM62 227V226H61ZM65 227V226H64ZM81 230V228H82V230L80 231V230H77L78 228ZM93 227V226H92ZM163 227V226H162ZM173 227H175V224H174V226ZM252 227V226H251ZM63 228V227H62ZM86 227H80V225L79 226H77L76 225V229H73V228H71V229H73V231H74V233H73V231H72V234L74 235L73 237H72V240H71V242L69 243L68 242V244L65 242V244H63V243H57L58 245L56 246V248H55V251H53L52 249V251H53V257L52 258H50V259H47V260H38V259H32L33 257H31L30 259L27 257V258H25V257H21L22 256V254H23V252L21 253L20 252V254H21V256H19V258L17 257V258H14V259H9L10 261H8L6 264H104L103 263V261H101V260H99V259H97V257H96V255H97V253L99 254V253H101V251L99 250V249H103V251L105 250V247H104V244L102 245V243H101V245H100V243H99V245L97 246L96 244H94V246H93V243H92V240L93 239H95V238H93L92 236H91V233H93V236H94V234H95V232L97 231H95V229H93V228H89V227H87L86 229H85ZM157 228V227H156ZM248 228H249V226H248ZM173 229V228H172ZM56 230V229H55ZM60 230H61V228H60ZM59 230V231H60ZM154 230V229H153ZM159 230V229H158ZM157 230V231H158ZM163 230V229H162ZM174 230H175V228H174ZM53 231V230H52ZM75 231H78V232H75ZM170 231H171V229H170ZM50 232H51V230H50ZM57 232V231H56ZM61 233H62V231H60ZM172 233H173V230L171 231ZM170 232V233H171ZM249 232V231H248ZM28 233V232H27ZM55 233V232H54ZM60 233V234H61ZM168 233H169V231H168ZM251 233V232H250ZM63 234V233H62ZM66 233H64V235H65ZM88 234L92 237H90V236H88ZM252 234V233H251ZM50 235V234H49ZM54 234L52 233V236H53ZM67 235V234H66ZM69 235V234H68ZM101 235V234H100ZM161 235V234H160ZM168 235V234H167ZM171 235H173V234H171ZM170 235V236H171ZM56 236V235H55ZM61 236V235H60ZM70 236V235H69ZM254 236V235H253ZM68 237V236H67ZM100 237V236H99ZM99 237H96V238H98L99 239ZM157 237H158V235H157ZM54 238V237H53ZM56 238V237H55ZM60 238V237H59ZM63 238V237H62ZM91 238V239H90ZM101 238H102V236H101ZM254 238H256V237H254ZM156 239V238H155ZM154 239V240H155ZM63 240V239H62ZM61 239H60V241H62ZM91 240V241H90ZM129 240H130V238H129ZM128 240V241H129ZM65 241V240H64ZM100 241H101V239H100ZM127 241V240H126ZM141 241V240H140ZM140 241H138V242H140ZM146 241V240H145ZM93 242H94V240H93ZM103 242V241H102ZM121 242H123V241H121ZM142 242H143V240H142ZM150 242V241H149ZM95 243V242H94ZM104 243V242H103ZM153 243H156V242H154L153 241ZM118 244V243H117ZM145 244V243H144ZM144 244H142V243H140V245L138 244V246H135V244H134V246L133 247H130L131 249L130 250H128V251H130V252H132V258H130V261L128 260H126V263H123V264H156V262H157V264H160V263H158V261L160 262V260H163L164 261V259H163V256H160V255H158V250H156V249H154L153 251H154V253H155V250L158 252H156L157 254V257H159V258H157L156 259V257H154L153 258V260L151 259L150 261L148 260V262L146 263V261L147 260H143V262L139 259V256H140V252L141 251H143V247H142V245H144ZM146 244H147V242H146ZM157 244H155V246L157 245ZM113 245V244H112ZM130 245H131V243H130ZM153 245V244H152ZM161 245V246H160ZM99 246H100V248H99ZM119 246H122V244L121 245H119ZM142 248H141V247ZM150 246V245H149ZM165 248V250H164V248ZM54 247V246H53ZM52 247V248H53ZM112 247V246H111ZM117 247V246H116ZM128 247H129V245H128ZM168 247V248H167ZM96 248H99V249H96ZM113 248V247H112ZM122 247H120V249H121ZM152 248V247H151ZM154 248V247H153ZM152 248V249H153ZM258 248V247H257ZM110 249V248H109ZM126 249V248H125ZM124 249V250H125ZM140 249H142V250H140ZM147 249H150V247L149 248H147ZM152 249H150V250H152ZM44 251H45V249H43ZM118 250V249H117ZM122 250V249H121ZM133 250V251H132ZM173 250V251H172ZM256 250V249H255ZM258 250V249H257ZM120 251V250H119ZM138 251V252H137ZM147 251V250H146ZM235 251H237V250H235ZM118 252V251H117ZM129 252V253H130ZM134 252V253H133ZM136 252V253H135ZM181 252H179V254L181 253ZM105 253H107V251L105 252ZM104 253V254H105ZM138 253V254H137ZM143 253H144V251H143ZM149 253L150 252H147L146 253V255L148 254L149 255ZM153 253V252H152ZM152 253H150V254H152ZM175 253V252H174ZM173 253V254H174ZM255 253V252H254ZM80 254V255H79ZM118 254H119V252H118ZM120 254H121V251H120ZM176 254V253H175ZM178 254V253H177ZM189 254H191V256H193V255H195L196 257H193V259H191V257L189 258ZM230 254H232V253H230ZM24 255V254H23ZM123 255V254H122ZM147 255V256H148ZM153 255V254H152ZM155 255V256H156ZM77 256H81V257H79L80 259H78L77 258ZM134 256H138V257H134ZM154 256V255H153ZM174 255H172V257H173ZM178 256V255H177ZM180 256H181V254H180ZM253 256V255H252ZM62 257H64V258H62ZM160 257H162V259H160ZM168 257V256H167ZM170 257V256H169ZM175 257H176V255H175ZM134 258V259H133ZM259 258V257H258ZM156 259V260H155ZM174 259V258H173ZM171 260V258H165V261L168 263V264H173V262L175 261V259H178V258H175L174 260ZM181 259V258H180ZM250 259V258H249ZM248 259V260H249ZM255 260H256V258H254ZM105 260V259H104ZM168 260V261H167ZM261 260V259H260ZM7 261V260H6ZM112 261V260H111ZM118 261V260H117ZM145 261V262H144ZM155 261V262H154ZM178 261V260H177ZM177 261H175V262H177ZM245 261V260H244ZM251 261H253V260H251ZM262 261V260H261ZM114 262V261H113ZM150 262V263H149ZM154 262V263H153ZM166 262H163V263H165L166 264ZM171 262V263H170ZM174 262V263H175ZM180 262V260L178 261V263ZM259 262V261H258ZM107 263V262H106ZM117 263V262H116ZM229 263H230V261H229ZM236 263H238V262H236ZM243 263V262H242ZM249 263V262H248ZM4 264V263H3ZM110 264V263H109ZM231 264H233V263H231ZM241 264V263H240ZM250 264V263H249ZM259 264V263H258Z\"/></svg>","mask_w":264,"mask_h":264}]
</instances>
